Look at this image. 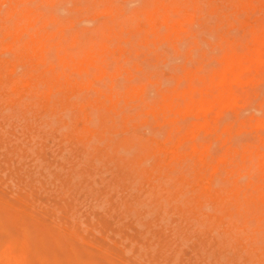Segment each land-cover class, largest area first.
Listing matches in <instances>:
<instances>
[{
    "label": "rangeland",
    "instance_id": "374dc122",
    "mask_svg": "<svg viewBox=\"0 0 264 264\" xmlns=\"http://www.w3.org/2000/svg\"><path fill=\"white\" fill-rule=\"evenodd\" d=\"M8 1L7 0H0V13H1L0 16L2 18H5L4 19L6 21L5 23L8 24L9 26H11L14 22L13 19L17 20V19L21 18V16H23V14L26 12L27 13L26 15L33 18L32 22H33V25L34 24L35 25L33 26L32 29H34V30L38 29L37 30L38 31V37L44 41V42L42 41L44 44V49L42 51L43 55L42 56L40 55V58L33 57L31 50H29V52H24L25 54L24 53L20 54V58H19V56L16 57L15 54L13 52H10L11 50L9 51L5 45L10 39H12L14 34H12L9 29L7 30V28H5V29L3 28L2 29L3 32L0 31V50H1L0 51V58L2 60H4L5 58H12L13 57V59L19 64L18 65L14 61L15 63H13V65L14 64H17V65L16 66L14 65L15 67L12 66V69H8V68H10V66L6 68L5 65L0 64V77H1L0 84L3 83L2 85H0V105H1V107H0V129H2V130H0V198H1V200H0V205H1L0 206V230L3 228V225H6V226H7V224L9 225V223H7L9 220L4 219L5 218L4 215L6 213L5 210L9 211V214H10L9 216H11V217L13 216L12 218L10 217V219H11L10 222H12V224H15V222H17L15 226L13 225V227H12V224H10L11 225V226L9 225L11 227L10 229L6 227L7 228V229L5 228L6 231L4 228L1 230V231L4 230V233L0 234L1 235L0 238L1 239L3 238V240L0 239V249L2 250L0 253V260L3 261L2 263L0 261V263L6 264L7 260H5V258H3V257H7L6 259L9 258V260H10V262H8L7 264H10V263L13 264V262L16 264H19V262H17L18 261L17 259L24 260L23 257L21 259V256L25 255L24 258L27 259L26 264H27V262L29 263V261L31 264H41V263L42 264H54V261L56 262L55 264H57L58 262H59V264H126V263L127 264H209V263H211V264H251V263L256 264L254 262H257V264H259V263L264 264V244L261 243L262 238H264V237H262V236H264V230H263L262 226H260L262 229L259 228V226H257V221L255 220V218L253 216L245 215V214H238L236 212V208L233 205H231L229 202H227V200L224 199L223 200L224 203L220 204V205L223 204V206H220L219 202L216 203V201L213 199L214 197H218L219 199H221V197H225L229 192V185L230 184H225L226 182L223 180L224 178L221 177V176H224V171L220 170L221 173L219 172V173H217L218 175L217 174L216 175L214 174L215 176L213 175L214 180L213 179L211 180V182L213 184L211 182H210V184H202L203 183V177H202L201 173H203V172L198 173L197 170H194L195 169L194 168V161L191 158V156H193V155H192V151L188 145V144L192 143V140H194L198 145L200 143L202 145L204 144V146L208 148V151H207L208 154L207 155L211 156V157L209 156L210 157L209 159H211L210 161H214V159L216 158V157H213L214 154L216 156H218L220 153H223L224 150H226V149H234L233 147H237L239 150H241L245 145L247 147H254V146L259 145V143H260L259 138L264 136V128L257 125L255 123V120H257L258 116L263 115V113H264V101L262 102V99L264 98V92H263L264 91L263 90L264 89V77H263L264 73L262 74V77H260L261 80L260 79H259L260 81L257 80L258 84L255 82L256 83L255 85H254V83L251 85L247 84L246 86L244 84L239 85L240 86L239 90H245L249 86V90L254 92L253 94H256L257 97L254 95L255 96V98H254L253 94H250L252 92L249 93L252 96L249 97L248 95H246L247 97L244 98L245 100L240 101L238 104V105L243 104V102L246 104V100L248 99L247 104L249 103L248 106L249 105L250 106L247 107V105H246L244 107L245 108L244 109L243 106L245 104L242 105L243 110H241L242 108L241 109L238 108V107H240L238 105L224 106L222 108V110L224 112L221 110V113H226V114H221V116L219 115V117L216 120L218 122V123L216 122V128L217 129H212L214 131H212V130L211 131H208V130L202 131L201 130V132L198 134V136L196 138H193L190 133L186 132V128H185L186 126L185 125L190 124V122L192 120H194V118L197 119L198 114L193 113V112H187V113H182V115L177 114L178 117H176V115H175V120L178 121V123H176V127L181 126L183 124V121H184V125H182L180 128V130L183 128L181 130L182 133L179 130V132H180V134H179V136H180L179 137L180 138L179 147L180 148L179 149L182 148L180 151L181 157L177 156L174 158V159L178 158L177 160H174L172 157H170L169 153H164L163 151H156V150L154 151V147H153V145L156 144V143H153L156 141V139H161V140L163 139V138H161L164 136L162 132L163 131L165 132L166 128H168L170 126V124H168L166 122L167 125H164V127H161V126H163L162 124L165 123V120L160 118V120L157 122L151 116V113H149L148 115L146 114V116H145V114L144 115L142 114L143 116L138 115L139 110H140V105H139L140 100L135 98V97L133 100H131V99L125 100V97L123 95L124 86H125V83L127 82V75H129V77L131 79L130 82L133 84L145 83L146 87L144 89V94L146 96V99L148 101L152 102V101H154V99L157 98L156 97L157 96L156 87L159 86V84L161 85L162 88H166V87L173 85L175 83V79H176L175 76L177 74L182 75V72L184 71L185 68L196 67V65H198V59L204 57L202 59V63L205 62L206 64H208V65L204 64L206 67L208 66L207 68L211 67L212 64H213L212 66L216 65L217 60H216V58H214L212 56H214L215 54H217L221 50L220 49L221 47L218 44L216 45V42L218 41V39L220 37L223 39L232 40L233 45H236V44L240 45V46L236 45L237 46L236 49H239V50L242 49L246 45L245 43L249 40L250 29L251 28L258 29L259 26L264 27V0H257V2L252 0L254 3L251 0H244V3H239V5L235 2H233L232 0H203L205 3H203L202 0H200L199 5H196V6H194L192 3H190L189 5H187L185 7V9H182V12H190L191 14L193 13L192 15L194 17V22H196V23L189 22V19L184 20L185 23H183V25L188 28L187 29L188 31L182 36V40L177 41V45L179 44L177 46L178 49H175L172 46V44H170L164 38H160V39L155 38V40L157 42V43H155V41L153 40V37H150L149 34H148V36L150 38L146 37L140 41H137L135 39L136 34L134 36V34H132V30H130L131 26L125 25L122 30L119 29L120 32L122 33V36L119 38V40H116L115 38L107 40V42L109 44L107 46L108 48L105 47V48H102V50H101V48L99 49V47L97 45L94 46L95 48L93 50V55L96 57H99V58L101 56H103V57L105 56V59L103 61V69L104 70L100 73H96V75H91V81H92L93 86L88 87V86H84L82 83L81 84L75 83L74 86L60 87V86H58V84L56 85V84L51 83L50 86H48L45 83L43 85H41V82H38V85H39L38 89L41 90V91L37 90V92H39L38 93L39 95L35 92H34V95H33V92L30 93L27 90L28 87L26 85L24 86V84L23 85L20 84L21 85V88H20L21 92H19V89L14 90L15 88H13L9 84L10 78H14L18 72H19L18 73L19 75L22 73V76H26V77L28 75H30V73L33 72L31 77L30 76L28 77V79L30 78V80L33 82L34 80H36V78H37L36 75L40 72V70L42 71L45 68H49V69H53V70L59 69L61 66L59 63L58 56L56 54V52L59 51L60 55L65 53L64 54L65 58L67 59L68 63L70 64V67L65 66L68 70L70 69V76L72 78L80 79L81 78L80 74H79V72H77L74 69V66H76V64L79 63L78 58H77V54L84 44V40H85L86 35L87 34H95V31L91 30L92 25H94L95 23H98V22L105 21V19L109 20L113 16L115 18L126 17L127 15L131 14V12H134V10H137V9H138V11L142 10L143 7L147 8V9H154L155 7L157 8V7H159V5H162V4L165 6L166 5L167 6L172 5L174 1L173 0H160L159 2H155V0H141V2H140V0H137V1L134 0L132 3V0H131V2L130 1L127 2L128 0H125L126 1V3H125L124 0H116V1H114V0H54V1L53 0H51V1L50 0H48V1L43 0L44 4H43V2H41V0H20V2L18 0H8ZM12 1L13 2L15 1L14 4H16L17 6H14ZM22 1H23V3H21ZM29 1H30V4H29ZM55 2H57V3H55ZM121 2H123L125 4L123 5V3H121ZM189 2L190 1H188V3ZM201 2H202V4H201ZM31 3H33V4L31 5ZM49 3H50V7H51V5H53L51 8L49 7ZM54 3H55V5H54ZM100 3H102V6ZM181 3H184V2L181 1ZM222 3H223V5H222ZM18 4L19 5L22 4V5L19 6ZM45 4H47L48 7H46ZM11 5H13L15 7L14 9H16V11H19L20 8H23V7H24V9H23L22 13L19 14V16L17 15V12H16L15 15H12L13 16L12 18H9V16H11L9 14V12H10L9 10L11 8L10 7ZM23 5H25V6L27 5V6L25 7ZM29 5H30V7H29ZM224 5H226V8ZM229 5H230V7H227ZM44 6L46 7L47 10L44 9L45 8ZM95 6L96 7L98 6V7L95 8ZM245 6L248 8V10H247V8H245V10H244ZM260 6L262 8H260ZM40 7L41 8L44 7L43 8L44 13H42L43 9H40ZM106 7H108V8H106ZM242 7H243V9H241ZM255 7L260 8V10L256 9ZM17 8H18V10H17ZM95 9H96V11H94ZM27 11H29V12H27ZM89 11H91V12H89ZM201 11H204V12H201ZM239 11H240V16H239ZM249 11H251V12L253 11V13H255V14L251 13V16L249 17V15H250ZM37 12H39V14H37ZM260 12H261V14H260ZM2 13H3V15H2ZM90 13H92V14H90ZM172 13H173V15H176L175 12H172ZM33 14H34V16H33ZM40 14H42V15L45 14V16H43L44 18ZM51 14H53L52 15L53 17L51 16ZM203 14H205V15L202 16ZM208 14H210V15H208ZM212 14H214V18L212 16ZM107 15H109V17ZM229 15L232 16V18ZM24 16H25V14H24ZM50 16H51V18H50ZM199 16H201V17H199ZM209 16L212 17L214 22H212V20L210 19L211 17L209 18ZM259 16H260L259 19L261 20V22H260V20L256 19ZM253 17H255V18H253ZM2 18H1L0 22L3 21ZM6 18H8V19H6ZM37 18H39L40 20L42 19L43 22H41V21L37 22V20H38ZM57 18H58V21H57ZM99 18H101V19H99ZM44 19H45V21H44ZM60 19H62V20H60ZM195 19H196V21H195ZM207 19H209V20H207ZM233 19L237 20V24H236V21H234ZM144 20H145L144 15L141 14V16L137 20V21H139L137 23V27H140V28L145 27V26L147 27ZM21 21H22V23L24 22V20H21ZM208 21H210V22H208ZM47 22H49V24ZM91 23H93V24H91ZM72 25L74 27H72ZM161 25H159L160 29L162 28L161 30H164L165 25L164 24H163L164 26L163 25L161 26ZM68 26H70V27H68ZM233 27L236 31H237V29L238 30L240 29V30L238 32H236L233 29H231ZM23 28L24 29L21 30L22 32L20 31L21 32L20 34H21V36H23V34L26 32L24 37H22V39L23 38L26 39L28 36V31H34V30L31 29V26H26V25ZM51 28H53V29H51ZM49 29H51V30H49ZM72 29H74V30H72ZM211 29L213 30V33H212ZM230 29L232 30V33H230L231 32ZM23 30H25L24 33H23ZM205 30H207L208 34H205ZM262 30H264V28ZM44 31H45V33H43ZM227 31H229V32H227ZM222 32L224 35L222 34ZM56 33H59L58 36L56 35ZM62 33L64 34V36ZM68 33L70 34V36ZM238 33L241 34V36L240 35L236 36V34H238ZM39 34H41V35H39ZM225 34H227V35H225ZM150 35H151V33H150ZM52 36H54V37H52ZM129 36L132 40L133 39L135 40L134 43H132L131 40H129V41L126 40V39H128ZM210 36H211V38H208ZM45 37L46 38L48 37L47 39H49V41L48 40L45 41V39H46ZM59 37L60 38L62 37V38L58 39ZM240 37H241V39H240ZM151 38H152V40H151ZM198 38L199 39L201 38L203 41H201V39L198 41ZM212 38L214 40H212ZM68 39H69V42H68ZM96 39L98 40L99 37L96 36ZM163 39L166 42H164ZM5 40H7V42H5ZM56 40H59L60 42L56 41ZM47 41L52 42L53 44H49V43H47ZM152 41H154V42H152ZM56 42H58L57 45H55ZM3 43H5V44H3ZM155 44H156V46H155ZM158 44H159V46H158ZM196 44H197V46H196ZM200 44H201L202 49L199 47ZM213 44H215V45H213ZM212 45L215 47H220V48H215ZM204 46L206 47V49L204 48ZM1 48H3V49H1ZM105 49H106V51H105ZM179 49H181V50L179 51ZM188 49H191L194 52L191 50H190V52H187ZM208 50L210 51L209 54L207 53ZM215 51H216V53H215ZM98 52H100V53H98ZM192 52L196 55H199V56L192 54ZM203 53H205L206 55L204 56ZM14 56L16 57V59ZM18 59H22V60H19L20 61L19 62ZM207 59H208V61H207L208 63L206 62ZM210 59H212L213 61L215 60V61L213 62ZM179 60H181V61H179ZM186 62H190V65H189V63H187V65H186ZM211 62H213V63H211ZM36 63H38V64H36ZM20 64L21 65L23 64V67ZM183 64H184V66H183ZM6 69H8V70H6ZM28 70L29 71L32 70V71H30V73H29ZM8 71L11 73H9ZM14 72L16 74H14ZM263 72H264V70H263ZM34 76H35V78H34ZM6 78L9 80H7ZM4 80H6V81H4ZM45 85H46V87H45ZM109 85H112V89H109ZM41 87H43V88H41ZM44 88H46V89H44ZM97 88H101L102 90H100V91L95 90ZM251 88H252V90H251ZM255 88H256V90H255ZM24 90H25V92H24ZM58 90H60V91H58ZM249 90L247 88L248 92H249ZM44 91L47 92L48 95L47 94H45L46 96L43 95ZM61 91H63V92H61ZM41 92H43V94H41ZM26 93H27V95H25ZM49 93L52 95H50ZM110 93H112V94L117 93L116 96L115 95L113 96L114 101H116V106L115 105L111 106V104H110V100L108 98ZM6 94H8V95H6ZM15 94H16V96H15ZM28 94L30 96H28ZM62 94H64V96H66V95L67 96L63 97ZM258 94H259V96H258ZM36 95L40 96V98L41 97H43V98L41 100H39ZM41 95H43V96H41ZM1 96H3V97H1ZM7 96L10 98L8 99ZM20 96H21V98H20ZM26 96L31 97V98L29 100H27L28 98H26ZM61 96H62V98H61ZM4 97H6L7 99ZM35 97H37V99ZM252 97L254 98L253 100H252ZM18 98H20L19 103L21 106L18 103V101H19ZM25 98L27 100V103L23 104V100L26 102ZM44 98H49V100L44 99ZM50 98H52V99H50ZM68 98H70V99H68ZM1 99H3L4 101ZM33 99L37 100L36 101L37 104H35V106H33L35 109H37V107L40 106L38 104V101H39V103L42 104L41 107L38 108L39 110L41 108V110L43 111L44 108H46V110L43 111V112H45L44 114H42L43 112L41 110L39 111L38 109H37V111L35 110L36 113L34 110H33L34 112L32 111L31 103L32 104L35 103V102H33ZM62 99H64V100L62 101ZM249 99H251L252 102L251 101L248 102ZM50 100H51V102H50ZM57 100H58V103L56 104ZM65 101H66V103L64 104ZM15 102L17 104H15ZM259 102H260V105H259ZM68 103L70 106L68 105ZM13 104H14V106H13ZM27 105L28 106L31 105L30 110L32 111V113H31V111H28L29 107ZM5 106H8L7 107L8 109ZM9 106H11V107H9ZM15 107H17V109ZM56 107H58V110L59 111L61 110V111L59 112L56 109ZM98 107H99V109H98ZM236 107L238 109H236ZM246 107H247V109H246ZM261 107L263 109H261ZM9 108L11 109V111L9 110ZM62 108L63 109L66 108V110L68 112L66 110L65 111L67 113L65 111H62ZM257 108H259V109H257ZM70 109H71V111H70ZM239 109H240V111H239ZM6 110H8V112ZM25 110L27 112H30L31 114L29 115V113H28V115H29L28 116L26 113H24V112H26ZM37 112H39V113L37 114ZM79 112H81L82 114ZM83 112H84V114L86 112L88 114V117L86 116V118H85V116L83 115ZM234 112H236V113H234ZM94 113H95V115H94ZM189 113H191V115ZM36 114L39 115L40 117L37 116ZM52 114L53 115L55 114L54 117L52 116ZM233 114L234 115L239 114L240 116L238 115L239 116V118H238V116H236V115L234 116ZM32 115H33V117H31ZM47 115L49 116V118ZM241 115H242V118H241ZM8 116L11 119H7L8 120L7 121L6 118H8ZM36 116L39 119L36 120ZM51 116L55 119V121ZM101 116L103 117V119ZM114 116H116V117H114ZM117 116L119 117L118 120H116L118 118ZM227 116H228L229 120L226 119V121H228V123L231 120V118L233 119V121H230V124H228V123L225 124L224 122H226V121L222 120V118H224V117L227 118ZM136 117L138 119V122L136 120ZM143 117H145V118L143 119ZM180 117H181V119H180ZM236 117H237V119H236ZM148 118H150V119H148ZM141 119H143V120H141ZM245 119H247V120H245ZM86 120H88V122ZM3 121H5V122H3ZM123 121H125V122H123ZM145 121H147L146 124L147 125L149 124V127L147 125H146V127L143 126V124L145 125ZM179 121H180V123H179ZM234 121L237 123L238 122H241V123L244 122V123L242 124V127H241V124L239 125L237 123H236L237 124V126H236L234 124L235 123ZM82 122L84 124H82ZM88 123H89V126H88ZM245 123L247 126L245 125ZM1 124H2V127L4 129L1 128ZM40 124H43V125L41 126ZM48 124H49V126H48ZM65 124H67V125L65 126ZM117 124H119V125L116 126ZM159 124H160V126H159ZM223 124H224V128L222 130ZM62 125H64V126H62ZM60 126H62L63 129H61ZM87 126L89 127V129L86 128ZM233 126L235 129V130L233 129L234 130L233 133H235L236 131H238L240 129L238 132H236L237 138L234 137L235 134L232 135ZM250 126L252 129L250 128L251 130L249 132L248 127H250ZM133 127H134V129H133ZM229 127H232V128H229ZM237 127H240V128H237ZM6 128H7V131H6ZM162 128H163V130H161ZM218 129L221 131L219 132ZM124 130L127 131L128 133H125ZM142 130H143V132H142ZM183 130H184V132H183ZM244 130H245V132H244ZM91 131H94V132L91 133ZM204 131L207 133L205 134ZM222 131L226 132V134L222 133ZM36 132L39 135H35ZM59 132H60V134H59ZM114 132H115V135H114ZM123 132H124V134H123ZM132 132H134V133H132ZM213 132H215V133L212 134ZM227 132H230V133L228 134ZM32 133H33V135H32ZM209 133H211V135ZM239 133L244 135L243 139H241V134H239ZM245 133L247 134V136L245 135ZM249 133L251 134V136L254 134L253 135L254 138L251 137ZM153 134H154V136H153ZM215 134H217V135H215ZM223 134H225V135L222 136ZM158 135L160 136V138L155 137ZM213 135H215V136H213ZM238 135L240 136L239 139H238V137H239ZM37 136H38V138H36ZM39 136L41 137V139H39L40 138ZM92 136L94 138H96L97 140L93 139ZM115 136H116V138H115ZM184 136H185V138H184ZM201 136L202 137L204 136V139ZM249 136L251 137L250 140H249ZM143 137L146 139H144ZM229 137L234 142L236 140H239V142L241 144L238 143V141H236L234 143L233 141L230 140ZM244 137L248 138L247 139L248 141L245 140ZM135 138H137V139H135ZM90 139H93L96 142L93 140H90ZM101 139H103V140L105 139V140L102 141ZM108 140L111 142H109ZM210 140H212V141L209 142ZM224 140H226V143L224 142ZM229 140L231 142H229ZM39 141H41V142H39ZM151 141H152V143H151ZM52 142H53V144H52ZM99 142H102V143L99 145ZM182 142H183V144H182ZM232 142L234 143L235 146L233 145ZM215 143H216V145H215ZM78 144H80V146ZM110 144H111V147H110ZM222 144H223V148H220V147H222ZM85 145H86V147L88 145V147L85 148ZM146 145L148 146V149H147ZM120 146L123 149L125 148L124 150L122 149L123 150V152L121 151L122 153L120 152V150H121ZM209 146H211V147H209ZM216 146H218L219 148ZM31 147H32V149H31ZM64 147H66V148H64ZM90 147H92V148H90ZM131 147L133 148V150ZM100 148H101V150H100ZM117 149H119V150H117ZM135 149H137V150H135ZM212 149H215V150H212ZM218 149H220V151L216 152V150H218ZM116 150H117V152H116ZM139 150H140V152H139ZM210 151H214V152H212L213 155H211ZM85 152H86V155L84 154ZM150 152L152 155L150 154ZM159 152H160V155L162 154L161 156H159ZM127 154H128V156H127ZM163 154H166V155H164V157H163ZM239 156L240 155L237 154L235 157H233V158H235V159L232 158L234 162L232 164L229 163V166L235 167V161L236 160L240 161V158H237ZM206 157H207V160H209L208 156H206ZM61 158H62V160H61ZM145 158H148V159L145 160ZM161 158H163V159H161ZM184 158H186V159H184ZM160 159L162 161H164V160L165 161L162 162ZM182 159L184 161H186V160H188V161L191 160V161L190 162L187 161L186 162V163H188V165H187ZM39 160H41V162H39ZM157 160H160L161 162L157 161ZM95 161H97V162L99 161V164L97 162H96L97 163L96 164ZM170 161L172 162L171 164L169 163ZM144 162H146V165L144 164ZM52 164H54L53 167L51 166ZM169 164L172 165L171 166L172 168L170 166H168ZM176 164H180V165H176ZM60 165H61V167H60ZM158 165H159V167H157ZM114 166L116 167V169ZM155 166L157 168H159L160 170L156 171L157 169L154 168ZM161 166H162V168L164 167L163 170H162ZM176 166H178L179 168L177 167V169H176ZM55 167H57L58 169L57 168L55 169ZM168 168H170L169 169L170 172L168 171ZM196 168L199 169L198 167H196ZM131 169H133V170L131 171ZM151 169H152V171H151ZM182 169H184V170H182ZM173 170L175 172V175L173 173ZM177 170H179L178 171L179 173L177 172ZM159 171H161L160 173L162 175H158ZM243 171L245 172V170H243ZM1 172H3V173H1ZM106 172H108V173H106ZM190 172H191V174H190L191 177L189 176L190 177L189 178L187 175ZM192 172H194V173H192ZM166 173L167 174L169 173V174L167 175ZM96 174H97V176H93ZM139 174H140V176H138ZM172 175H174V177H172ZM183 175H184V178L182 177ZM236 175L238 176V174H236ZM255 176H257V175H254V177ZM99 177H100V179H99ZM150 177H151V179L148 180V178H150ZM155 177H158V178L153 179ZM169 177L170 178L172 177L173 179L171 178L172 179L171 180ZM187 177L190 180L187 179ZM136 178L138 181L137 183H136V181H134V180H136ZM185 178H186V180H184ZM197 178H198V180H197ZM245 178H247V177L242 176L240 181L245 180ZM55 179H56V181H55ZM130 179H131V181H130ZM139 179H140V181H143V182L141 183L139 181ZM179 179H181L182 182L178 183ZM126 180H128V181H126ZM155 180L156 181L158 180V184H156ZM92 181H94L95 183ZM115 181H116V183H115ZM167 181H169V182H167ZM164 182H166V183L164 184ZM199 183H200V185H199ZM218 183H220V184L218 185ZM145 184H146V186H145ZM175 185H176V187H175ZM183 185H186V186H183ZM217 185L219 187L221 186L220 189L217 187ZM240 185L244 186L245 184H240ZM17 186H19V187H17ZM222 186H224V187H222ZM227 186H228V188H227ZM186 187H187V189L190 190V192H189V190H188V192H186L187 191ZM194 187H196L197 190H195ZM207 187H208V189H207ZM210 187H212L214 189L210 190ZM133 188L136 189V191ZM192 188L194 190V193H193V190H191ZM198 188H200V189H198ZM221 189H222V191H221ZM180 190H182V191H180ZM203 190H206V191L203 192ZM213 190H215L214 192L216 194L213 192ZM252 190L253 191H250V192L254 193V189H252ZM217 191L221 192V193H218ZM224 191H225V193H224ZM171 192L173 195L171 194ZM206 192L209 193V195H211V194H213V195L215 194V195H214V197H213V195H211L210 196L211 198H208L209 195H207ZM226 192H227V194H226ZM106 193H109V194H106ZM9 194L10 195L13 194V195L10 196ZM191 194H193L194 196H192ZM205 195L207 197L206 201H205L206 198L202 197ZM162 197H163V199L164 198L166 199V201L168 202V204L167 203L166 204L168 206L165 204V200H163ZM119 198H120V200H119ZM160 198H161V200H160ZM196 198H198V200ZM178 199L183 201L184 204H183V202L178 201ZM22 200H23V203H22ZM213 200L215 201L214 203H216V204L213 203ZM37 201H39V202L37 203ZM136 201H137V203H136ZM201 201L203 204L201 203ZM93 202L95 205L93 204ZM139 203H141V204H139ZM142 203L144 204L143 206H141ZM150 203H152V204H150ZM189 203H191V205ZM209 203H210V205H209ZM120 204H121V206H120ZM145 204L148 205V208H147V205H145ZM198 204H201V206L204 207L205 210L201 206H199ZM6 205L9 206V208H7ZM14 205L16 207H14ZM44 205H46V207ZM152 205L156 206V209H155V207L153 208ZM165 205L167 206V208H164ZM211 205H214V206H211ZM3 206H5V208H4L3 213L1 215ZM51 206H53V207H51ZM175 206H176V208H175ZM17 207H20V210ZM54 207L57 210H55ZM92 207H93V209H92ZM215 207H218L220 209V211L218 208H215ZM33 208H34V210H33ZM193 208H196L195 211ZM229 208H230V210H229ZM58 209H60V210H58ZM162 209H163V211L167 210V211H165L167 215L165 214V212H163V214L166 215L165 216L166 218L163 217L164 220L162 218L160 219V216L162 214ZM130 210L131 211L133 210V211L130 212ZM20 211H22V212H20ZM56 211H58V212H56ZM60 211H61V213H60ZM78 211H79V213H78ZM80 211H81V213H80ZM152 211H154V213ZM169 211L172 214V215H170L171 217L170 216L168 217V215L170 214ZM42 212H44L43 213L44 215L42 214ZM148 212H150V213H148ZM176 212L178 214H180L181 216H183L182 221L178 220V219H182V217L180 216L181 217L180 218L178 216V214L176 215ZM185 212H187L186 215L184 214ZM201 212L203 215L200 214ZM145 213H146L147 217H145ZM204 213H206V214H204ZM142 214L144 217L142 216ZM157 214H160V215H157ZM15 215L16 216L19 215L17 219H15ZM150 215H152V216H150ZM173 215H175L174 219H173ZM232 215L235 216L236 218H234ZM1 216L3 217L2 220H1ZM5 216L7 218H9V216H7V214ZM177 216L179 218H177ZM190 216H191L192 220H196L198 223L196 221H192L193 224H191ZM199 216H201V219L199 218ZM228 216H230V217H228ZM19 217L24 218L23 219L24 222ZM188 218H189V221H188ZM231 218H232V221H229V220H231ZM53 219H55V220H53ZM58 219H59V221H58ZM136 219H137V221H135ZM159 219L162 221L158 222ZM218 219H219V221H218ZM3 220L6 222V224H5V222H3ZM174 220L176 221V223H177V220L179 221L177 225H175L176 223ZM20 221H22V223H20ZM53 221H56V223L54 225L52 224ZM73 221H74V223H73ZM156 221L158 223H156ZM167 221H170V222H167ZM151 222H152V224H151ZM58 223H60L61 225ZM171 223H173V224H171ZM206 223H207V225H206ZM210 223L211 224L213 223L212 225L215 227H213ZM230 223H231V225H230ZM1 224H3V225H1ZM21 224L25 225V226H21ZM64 224H67V225H64ZM149 224L151 225V227ZM169 224H170V226H169ZM244 224H245V227H243ZM247 224H248V226H247ZM172 225L175 226L174 227L175 229L172 227ZM229 225L232 228L230 227V229H229L228 228ZM240 225H242V226H240ZM252 225L255 226V228ZM57 226L58 227L60 226V227L58 228ZM192 226H195V227H192ZM41 227L43 230L41 229ZM55 227H57V228H55ZM71 227H73V228H71ZM176 227H179V230ZM182 227L183 228L185 227V228L183 229ZM198 227H199V229H198ZM204 227H205V229H204ZM239 227H241V228H239ZM44 228H45V231H44ZM247 228H250L251 231L249 229L247 231ZM252 228H254V229L257 228L256 230H259V231H257L258 234L255 230V232H256L255 234L259 235V237H261V238L258 237L256 240L257 236L254 234V230H252ZM47 229H48V231H47ZM59 229L62 233L59 231ZM201 229L203 232L201 231ZM241 229L245 230L246 233H245V231L243 232V230L241 232ZM7 230H10V231H7ZM29 230H31V231H29ZM181 230H183V231H181ZM205 230L207 231L206 234L204 233ZM218 230L221 231L222 234L221 233L219 234ZM261 230H263V231H261ZM24 231H25V235L27 236L26 238H28V239H26L25 235H23ZM209 231L211 232V234H214V235H211ZM21 232H23V234ZM27 232H28V234H27ZM30 232H31V235L35 234L36 236L35 235L34 236L29 235ZM147 232H149V233H147ZM187 232H189L190 235ZM234 232H235V234H234ZM251 232L254 234V240L253 239L249 240L250 241V243H249V242H247L248 239H251V237L253 238V236L250 237V235H249V234L253 235ZM259 233H261L262 235H260ZM9 234H11V238H10ZM15 235H16V237H18L20 239V241L24 242L22 244L25 246L19 244V245L23 246V248H24V249H22L23 251H25V247H26L25 252L21 251V252H23V255H21L22 253L19 251V250H21V248L17 249L18 246L17 247L15 246L17 244V242H15V240H14ZM40 235L44 236L43 239L46 241V243H45V241H43V239L41 240V242H38L39 241L38 237H40ZM58 235H59V237H62V238H59ZM239 235H241V236H239ZM46 236H48L47 238L50 239L49 240L50 242L47 241L48 239L46 238ZM223 236H226V237H223ZM243 236H246L247 238L243 237ZM34 237H35V239H37V241L35 240V242L41 244L40 245V247H42L41 249H40V247H38L39 245H36L37 246L36 248L34 247L35 246L33 244L34 243L33 242ZM212 237H214V238L212 239ZM63 238H65V239H63ZM72 238L75 240H72ZM225 238L226 239L228 238V239L226 240ZM243 238H244V240H243ZM6 239H8V240H6ZM29 239H31L32 241L31 240L29 241ZM61 239L65 240V241L62 242ZM185 240L187 241V243H185L186 242ZM228 240L231 242L229 243ZM255 240H256V242H255ZM234 241H235V243H234ZM240 241H242V243ZM14 242H15V244H13ZM31 242H33V243H31ZM76 242L78 243V246L75 244ZM132 242H133V244H132ZM244 242H246V244ZM258 242L261 243V246H262L261 249H260L261 246L259 245L260 243L254 244V243H258ZM262 242H264V241L262 240ZM3 243H6L4 245L8 246V249L6 246H5L6 248H3V245H1ZM18 243H20V242L18 241ZM46 244H48V246H50L51 244L54 245L53 247L55 249L53 247H51L52 245L50 246L53 249V252H52V249L50 247L49 248L51 250L49 248H47L48 251L50 250L48 255H50L51 257L50 256L48 257V255L46 254L48 251H47V249H44L47 247ZM217 244H219V246H217ZM12 245H14V247ZM29 245H30V247H29L30 250L28 248ZM32 245H34V246H32ZM225 245H227V246L229 245L228 246L229 249ZM246 245H248V246H246ZM21 246H19V247H21ZM81 246H82V248H81ZM212 246H213V248H212ZM31 247H32V249H31ZM200 247L204 250V252H202L203 250ZM220 247H221L222 251L224 249V251L222 253L220 252V250H221ZM243 247H244L245 252L243 251V249L241 250V248H243ZM245 247H246V249H245ZM33 248L35 250L37 249L36 250L37 252H38V249H39V251L41 250L42 255H41V252H38V253L35 252L34 253ZM258 248L260 250H257ZM14 249L15 250L17 249L18 251L16 250L15 253H17L21 256H19V257L17 256L16 258H15V256L12 257V254H13L12 250H14ZM200 249L202 251H199ZM5 250L6 251L8 250V254H5L6 252H4L5 256H2L3 255L2 253ZM56 250H58V251H56ZM59 250L61 253L59 252ZM238 250L240 251V253L241 252L244 253V254L241 253L243 256H241V254H240L238 257V254H239ZM43 252L45 253L46 256L44 255ZM56 252L58 253L59 259L56 256V254H57ZM166 252H168V253H166ZM208 252L209 253L211 252L212 254L210 253V255H208L209 254ZM236 252L238 254H235ZM30 253H31V255L32 254L33 255L31 256ZM245 253L246 254L248 253V254L246 255ZM9 254H10V256H7ZM34 254H36V255H34ZM28 255H30V256H28ZM39 255H41L40 258H38ZM43 255H44V257H43ZM108 255H113L112 260H111V257ZM183 255H185V256H183ZM186 255H187V257H186ZM201 255H202V257H201ZM254 256L255 257L257 256V258H255ZM11 257H12V261H11ZM34 258L37 260H34ZM51 258H52V260L54 258L56 260L54 259L53 262L52 261L50 262ZM221 258H223V259L221 260ZM14 259H16L17 261ZM172 259H174L175 261H173ZM248 259H249V261H248ZM261 260H263V261H261ZM167 261L170 263H168ZM4 262H6V263H4ZM20 264H25V261H20Z\"/></svg>",
    "mask_w": 264,
    "mask_h": 264
},
{
    "label": "bare ground",
    "instance_id": "6f19581e",
    "mask_svg": "<svg viewBox=\"0 0 264 264\" xmlns=\"http://www.w3.org/2000/svg\"><path fill=\"white\" fill-rule=\"evenodd\" d=\"M8 1V0H7ZM19 2H20V0H18ZM48 1V0H47ZM51 1V0H50ZM54 1V0H53ZM114 1H116V0H114ZM125 1V0H124ZM131 2V0H128L127 2ZM133 1L134 0H132V3H133ZM137 1V0H136ZM160 0H155V2H159ZM174 2H173V4L172 5H159V7H155L154 9H147V8H145V7H143V9L142 10H139L138 11V9L137 10H134V12H131V14H129V15H127L126 17H123V18H115L114 16L113 17H111L109 20H106L105 19V21H102V22H98V23H95L94 25H92V27H91V30H94L95 31V34H87L86 35V37H85V40H84V44H83V46H82V48L80 49V51L78 52V54H77V58H78V61H79V63L78 64H76V66H74V69L77 71V72H79V74H80V79H76V78H72L71 76H70V69L68 70L65 66H68V67H70V64L68 63V61H67V59L65 58V53L64 54H61L60 55V53H59V51H57L56 52V54H57V56H58V59H59V63H60V68L59 69H49V68H45V69H43L42 71L40 70V72L36 75V80H34L33 82L30 80V78L28 79V77L30 76L31 77V75H32V73H30V71H32V70H28V72L30 73V75H28L27 77L26 76H22V73L19 75L18 73V75L14 72V74H16V76L14 77V78H10V80L9 79H7V80H9V84L13 87V88H15L14 90H18L19 89V92H21L20 91V88H21V85L20 84H24V86L26 85L27 87H28V91L31 93V92H33V95H34V92L35 93H39V92H37V90H40V89H38V82H41V85H43L44 83L45 84H47L48 86H50V84L52 83V84H58V86H60V87H63V86H65V87H68V86H74V84L76 83V84H83L84 86H88V87H91V86H93V84H92V81H91V75H96V73H100V72H102L104 69H103V61H104V59H105V56L103 57V56H101L100 58L99 57H96V56H94L93 55V50H94V46H98L99 47V49L101 48V50H102V48H105V47H107L109 44H108V42H107V40H110V39H113V38H115L116 40H119V38L122 36V33L120 32V30H122L123 28H124V26L125 25H129V26H131V29L130 30H132V34H134V36H135V34H136V40L137 41H140V40H142V39H144V38H150V37H153V40L155 41V43H157L156 42V40H155V38L156 39H160V38H164L166 41H168L170 44H172V46L175 48V49H178V45H177V41H180V40H182V36L188 31L187 29V27H185L184 25H183V23H185L184 22V20H187V19H189V22H194V17H193V13L191 14L190 12H182V9H185V7L187 6V5H189L190 3H192L194 6H196V5H199V2H200V0L198 1V0H173ZM181 1L182 2H184V3H181ZM188 1H190L189 3H188ZM233 2H235V3H237L238 5H239V3H244V0H232ZM252 1V0H251ZM254 1H256L257 2V0H254ZM9 2V1H8ZM13 2V1H12ZM15 2V1H14ZM14 2H13V5L14 6H17L16 4H14ZM28 2V1H27ZM32 2V1H31ZM41 2H43V0H41ZM83 2V1H82ZM119 2V1H118ZM140 2H141V0H140ZM202 2L203 3H205L203 0H202ZM202 2H201V4H202ZM253 2V1H252ZM11 3V2H10ZM21 3H23V1L21 2ZM55 3H57V2H55ZM55 3H54V5H55ZM110 3V2H109ZM121 3H123V2H121ZM125 3H126V1H125ZM125 3H123V5L125 4ZM162 3V2H161ZM247 3V2H246ZM254 3V2H253ZM29 4H30V1H29ZM33 3H31V5H32ZM42 4V3H41ZM40 4V5H41ZM43 4H44V2H43ZM42 4V5H43ZM92 4V3H91ZM101 4V6H102V3H100ZM13 5H11L10 7V12H9V14L11 15V16H9V18H12L13 16L12 15H15L16 14V12H17V15L19 16V14L20 13H22V11H23V9H24V7L23 8H20V10L19 11H16V9H14L15 7L13 6ZM19 5V4H18ZM20 5H22V4H20ZM19 5V6H20ZM46 5V7H48L47 6V4H45ZM97 5V4H96ZM99 5V4H98ZM122 5V6H123ZM134 5V4H133ZM132 5V6H133ZM138 5V4H137ZM152 5V4H151ZM205 5V4H204ZM222 5H223V3H222ZM263 5V4H262ZM23 6H25V5H23ZM27 6V5H26ZM25 6V7H26ZM53 5H51V7H52ZM225 6V8H226V5H224ZM223 6V7H224ZM244 6V5H243ZM29 7H30V5H29ZM33 7V6H32ZM42 7V6H41ZM40 7V9H43V8H41ZM46 7L44 8V9H46ZM49 7H50V3H49ZM50 7V8H51ZM55 7V6H54ZM98 7V6H97ZM96 6H95V8H97ZM125 7V6H124ZM227 7H230V5L229 6H227ZM240 7V6H239ZM258 7V6H257ZM28 8V7H27ZM34 8V7H33ZM38 8V7H37ZM106 8H108V7H106ZM116 8V7H115ZM123 8V7H122ZM131 8V7H130ZM190 8V7H189ZM245 8H247L246 6L244 7V10H245ZM256 8V7H255ZM260 8H262L261 6H260ZM260 8H256V9H259L260 10ZM36 9V8H35ZM39 9V8H38ZM44 9H43V11H42V13H44ZM163 9V10H162ZM195 9V8H194ZM241 9H243V7L241 8ZM240 9V10H241ZM251 9V8H250ZM17 10H18V8H17ZM47 10V9H46ZM53 10V9H52ZM75 10V9H74ZM125 10V9H124ZM171 12H170V11ZM196 10V9H195ZM247 10H248V8H247ZM32 11V10H31ZM49 11V10H48ZM82 11V10H81ZM94 11H96V9L94 10ZM120 11V10H119ZM133 11V10H132ZM198 11V10H197ZM242 11V10H241ZM27 12H29V11H27ZM75 12V11H74ZM84 12V11H83ZM89 12H91V11H89ZM93 12V11H92ZM172 12H175V14L176 15H173V13ZM201 12H204V11H201ZM262 12V11H261ZM261 12H260V14H261ZM49 13V12H48ZM55 13V12H54ZM69 13V12H68ZM88 13V12H87ZM95 13V12H94ZM97 13V12H96ZM99 13V12H98ZM129 13V12H128ZM238 13V12H237ZM249 13H250V15H249V17L251 16V13H253V11L251 12V11H249ZM263 13V12H262ZM1 14V13H0ZM24 14H25V16H24ZM23 14V16H21V18H19V19H17V20H15V19H13V24L11 25V26H9L8 24H6L5 22V18H2L1 16V18H2V22H0V31H2V29L4 28H7V30L9 29L10 30V32L12 33V34H14L13 35V37H12V39H8L9 41L7 42V40H5V42H7L6 44L5 43H3V44H5L6 45V47L8 48V50L10 51V52H13L14 54H15V56L17 57V56H19V58H20V54H23L24 52H29V50H31V52H32V55H33V57H35V58H40V55L42 56L43 55V49H44V44H43V40H41L39 37H38V29L36 30H34V29H32L33 28V26L35 25H33V22H32V17H30V16H28V15H26L27 13L25 12ZM37 14H39V12H37ZM85 14V13H84ZM90 14H92V13H90ZM105 14V13H104ZM141 14L142 15H144V21H145V23H146V25H147V27L145 26V27H142V28H140V27H137V23L139 22V21H137L138 20V18L141 16ZM253 14H255V13H253ZM2 15H3V13H2ZM8 15V14H7ZM42 17L43 16H45V14L44 15H42V14H40ZM53 14H51V16H52ZM77 15V14H76ZM100 15V14H99ZM140 15V16H139ZM195 15V14H194ZM205 14H203L202 16H204ZM208 15H210V14H208ZM231 15V14H230ZM229 15V16H230ZM6 16V15H5ZM33 16H34V14H33ZM51 16H50V18H51ZM108 17H109V15H107ZM212 16H213V18H214V14H212ZM223 16V15H222ZM238 16V15H237ZM239 16H240V11H239ZM244 16V15H243ZM7 17V16H6ZM41 17V18H42ZM53 17V16H52ZM197 17V16H196ZM199 17H201V16H199ZM211 16H209V18H210ZM231 18H232V16H230ZM1 18H0V20H1ZM36 18V17H35ZM44 18V17H43ZM55 18V17H54ZM253 18H255V17H253ZM252 18V19H253ZM260 18V16L258 17V18H256V19H258V20H260L259 19ZM6 19H8V18H6ZM38 20H37V22L38 21H41V22H43L42 21V19L40 20L39 18H37ZM46 19V18H45ZM45 19H44V21H45ZM99 19H101V18H99ZM160 19V20H159ZM211 20H212V22H214V20L212 19V17L210 18ZM236 19V18H235ZM235 19H233L234 21H236V24H237V20H235ZM21 20H24V22L22 23V21ZM60 20H62V19H60ZM159 20V21H158ZM207 20H209V19H207ZM210 20V21H211ZM48 21V20H47ZM52 21V20H51ZM57 21H58V18H57ZM195 21H196V19H195ZM210 21H208V22H210ZM159 22V23H158ZM207 22V21H206ZM259 22V21H258ZM260 22H261V20H260ZM40 23V22H39ZM46 23V22H45ZM48 24H49V22H47ZM73 23V22H72ZM71 23V24H72ZM75 23V22H74ZM194 23H196V22H194ZM224 23V22H223ZM254 23V22H253ZM252 23V24H253ZM91 24H93V23H91ZM165 25V29L164 30H161L160 29V27H159V25ZM188 24V23H187ZM193 24V23H192ZM199 24V23H198ZM251 24V25H252ZM257 24V23H256ZM263 24V23H262ZM31 26V29L32 30H34V31H28V36H27V38L26 39H22V37H24V35L26 34V32H25V30H23V36H21V30L22 29H24L23 27L24 26ZM62 25V24H61ZM74 25V24H73ZM72 25V27H74ZM143 25V24H142ZM161 25V26H162ZM163 25V26H164ZM254 25V24H253ZM71 26V25H70ZM70 26H68V27H70ZM76 26V25H75ZM37 27V26H36ZM260 27V26H259ZM258 27V29H256V28H251L250 29V36H249V40L245 43L246 45L242 48V49H236L237 48V46L236 45H239V44H236V45H233V41L232 40H227V39H223V38H219L218 39V41L216 42V45L218 44L220 47H215V46H213V45H215V44H213L212 46L213 47H215V48H220L221 50H220V52H218L217 54H215L214 56H212V57H214V58H216V60H217V64L216 65H214V66H212L211 65V67H209V68H207L204 64H206L205 62L204 63H202V59L204 58H200V59H198V65H196V67H194V68H185L184 69V71L182 72V75H176L175 76V83L173 84V85H171V86H169V87H166V88H162L161 87V85L159 84V86H157L156 87V91H157V98L156 99H154V101H152V102H150V101H148L147 99H146V96H145V94H144V89H145V87H146V85H145V83H137V84H133V83H131L130 82V77H129V75H127V82L125 83V86H124V91H123V95H124V97H125V100H133L134 99V97L135 98H137V99H139L140 100V103H139V105H140V110H139V113H138V115H141V116H143L144 114H145V116H146V114L148 115L149 113H151V116L158 122L159 120H160V118H162L163 120H165V123L164 124H162L163 126H161V127H164V125H167L166 124V122L168 123V124H170V126L168 127V128H166V131L164 132H162L163 133V137H161V138H163L162 140L161 139H156V141L155 142H153V143H156V144H154L153 145V147H154V151L156 150V151H163L164 153H169V155H170V157H172L173 159L175 158V157H177V156H179V157H181L180 155H181V149H179L180 147H179V145H180V136H179V134H180V132L182 133V129L180 130V128H181V126L182 125H184V121H183V124L181 125V126H177L176 127V123H178V121L177 120H175V115H176V117H178L177 116V114H181L182 115V113H187V112H193V113H197L198 115H197V119H195L194 118V120H192L191 122H190V124H187V125H185L186 127V132H188V133H190L191 134V136L193 137V138H196L197 136H198V134L201 132V130L203 131V130H208V131H211L212 129H217L216 128V120H217V118L219 117V115L221 116V114H226V113H221V110H222V108L224 107V106H227V105H238L239 104V102L240 101H244L245 99L244 98H246L247 96L246 95H248L249 97L250 96H252V95H250V94H253L254 92H252V91H250L249 90V86L247 87L248 88V90H249V92L247 91V88L245 89V90H239V85H241V84H244L245 86L247 85V84H253L254 83V85L257 83L258 84V81L257 80H259L260 79V77H262V74L264 73L263 72V68H264V30H262L264 27H260L259 28ZM26 28V27H25ZM35 28V27H34ZM39 28V27H38ZM83 28V27H82ZM81 28V29H82ZM207 28V27H206ZM12 29V30H11ZM40 29V28H39ZM51 29H53V28H51ZM51 29H49V30H51ZM120 29V30H119ZM210 29V28H209ZM219 29V28H218ZM231 29H233L234 31H236L235 29H234V27L233 28H231ZM230 29V33H232V30ZM260 29V30H259ZM71 30V29H70ZM72 30H74V29H72ZM190 30V29H189ZM240 30V29H239ZM238 29H237V31L236 32H238L239 31ZM21 31V32H20ZM40 31V30H39ZM47 31V30H46ZM211 31H212V33H213V30L211 29ZM242 31V30H241ZM240 31V32H241ZM3 32V31H2ZM57 32V31H56ZM75 32V31H74ZM77 32V31H76ZM227 32H229V31H227ZM239 32V33H240ZM43 33H45V31L43 32ZM150 33H151V35H150ZM229 33V34H230ZM236 34V36H238V35H240L241 36V34ZM42 34V33H41ZM41 34H39V35H41ZM58 34L59 33H56V35L58 36ZM63 34V33H62ZM69 34V33H68ZM131 34V35H132ZM148 34H149V36H148ZM205 34H208V32H207V30H205ZM210 34V33H209ZM222 34H223V32H222ZM234 34V33H233ZM45 35V34H44ZM47 35V34H46ZM130 35V36H131ZM224 35V34H223ZM225 35H227V34H225ZM249 35V34H248ZM56 36V37H57ZM61 36V35H60ZM63 36H64V34H63ZM69 36H70V34H69ZM96 36H98L99 37V39L97 40L96 39ZM130 36L128 37V39H126V40H131L132 41V43H134V39L132 40L131 38H130ZM212 36V35H211ZM211 36L210 37H208V38H211ZM235 36V35H234ZM49 37V36H48ZM47 37V38H48ZM52 37H54V36H52ZM55 37V38H56ZM66 37V36H65ZM215 37V36H214ZM44 38V37H43ZM46 38V37H45ZM45 39V41L46 40H48L49 41V39ZM62 38V37H61ZM60 37L58 38V39H61ZM54 39V38H53ZM65 39V38H64ZM163 39V40H164ZM201 39V38H200ZM199 38H198V41L200 40ZM216 39V38H215ZM234 39V38H233ZM240 39H241V37H240ZM151 40H152V38H151ZM162 40V41H163ZM164 40V42H166ZM211 40V39H210ZM212 40H214L213 38H212ZM43 41V42H42ZM47 41V43H49V44H53L52 42H48ZM56 41H59V40H56ZM71 41V40H70ZM149 41V40H148ZM154 41H152V42H154ZM201 41H203L202 39H201ZM200 41V42H201ZM205 41V40H204ZM60 42V41H59ZM68 42H69V39H68ZM83 42V41H82ZM161 42V41H160ZM159 42V43H160ZM199 42V43H200ZM64 43V42H63ZM162 43V42H161ZM188 43V42H187ZM207 43V42H206ZM58 44V42H56L55 43V45H57ZM70 44V43H69ZM149 44V43H148ZM163 44V43H162ZM65 45V44H64ZM155 46H156V44H155ZM158 46H159V44H158ZM181 46V45H180ZM189 46V45H188ZM196 46H197V44H196ZM240 46V45H239ZM80 47V46H79ZM184 47V46H183ZM199 47L201 48V44L199 45ZM203 47V46H202ZM211 47V46H210ZM108 48V47H107ZM106 48V49H107ZM204 48L206 49V47L204 46ZM214 48V49H215ZM240 48V47H239ZM1 49H3V48H1ZM53 49V48H52ZM97 49V48H96ZM106 49H105V51H106ZM184 49V48H183ZM202 49V48H201ZM209 49V48H208ZM213 49V50H214ZM58 50V49H57ZM181 49H179V51H180ZM190 50L191 49H188V51L187 52H190ZM199 50V49H198ZM210 50V49H209ZM208 50V54L210 53V51ZM1 51V50H0ZM98 51V50H97ZM122 51V50H121ZM191 51H193V50H191ZM3 52V51H2ZM194 52V51H193ZM192 52V54H194ZM214 52V51H213ZM212 52V53H213ZM98 53H100V52H98ZM215 53H216V51H215ZM25 54V53H24ZM125 54V53H124ZM185 54V53H184ZM187 54V53H186ZM190 54V53H189ZM214 54V53H213ZM179 55V54H178ZM191 55V54H190ZM189 55V56H190ZM194 55H196V54H194ZM203 55L205 56L206 54L205 53H203ZM6 56V55H5ZM11 56V55H10ZM14 56V57H15ZM196 56H199V55H196ZM2 57V56H1ZM8 57V56H7ZM16 57H15V59H16ZM26 57V56H25ZM28 57V56H27ZM180 57V56H179ZM188 57V56H187ZM211 57V58H212ZM3 58V57H2ZM1 59V58H0ZM206 59V58H205ZM213 59V58H212ZM212 59H210V60H212ZM19 60H22V59H18V61ZM15 60L13 59V57L12 58H5L4 60H0V64L1 65H5L6 66V68L7 67H9L10 66V68H8V69H12V66H16L17 64H14L13 65V63H15L14 62ZM27 61V60H26ZM179 61H181V60H179ZM190 61V60H189ZM208 61V59L206 60V62ZM213 61V60H212ZM215 61V60H214ZM213 61V62H214ZM20 62V61H19ZM213 62H211V63H213ZM187 63H189V65H190V62H186V65H187ZM208 63V62H207ZM25 64V63H24ZM36 64H38V63H36ZM197 64V63H196ZM215 64V63H214ZM19 65V64H18ZM21 65V64H20ZM28 65V64H27ZM206 65H208V64H206ZM14 66V67H15ZM22 67H23V64L21 65ZM183 66H184V64H183ZM182 66V67H183ZM13 67V68H14ZM30 67V66H29ZM8 69H6V70H8ZM30 69V68H29ZM94 71H93V70ZM23 70V69H22ZM11 71V70H10ZM14 71V70H13ZM9 72V71H8ZM7 72V73H8ZM27 72V73H28ZM9 73H11V72H9ZM8 73V74H9ZM26 73V72H25ZM28 73V74H29ZM35 73V72H34ZM181 73V72H180ZM264 75V74H263ZM12 76V75H11ZM10 76V77H11ZM264 77V76H263ZM34 78H35V76H34ZM0 79H1V77H0ZM198 79V80H197ZM261 80V79H260ZM259 80V81H260ZM4 81H6V80H4ZM3 81V82H4ZM256 82V83H255ZM3 83H1L0 85H2ZM261 84V83H260ZM6 86V85H5ZM20 86V87H19ZM23 87V86H22ZM44 87V86H43ZM43 87H41V88H43ZM45 87H46V85H45ZM55 87V86H54ZM8 88V87H7ZM6 88V89H7ZM44 89H46V88H44ZM56 89V88H55ZM109 89H112V85H109ZM9 90V89H8ZM54 90V89H53ZM95 90H97V91H100V90H102L101 88H97V89H95ZM251 90H252V88H251ZM255 90H256V88H255ZM264 90V89H263ZM23 91V90H22ZM41 91V90H40ZM48 91V90H47ZM58 91H60V90H58ZM24 92H25V90H24ZM61 92H63V91H61ZM248 92V93H247ZM250 92H252V93H250ZM256 92V91H255ZM264 92V91H263ZM262 92V93H263ZM10 93V92H9ZM250 93V94H249ZM258 93V92H257ZM20 94V93H19ZM41 94H43V92H41ZM45 94H47V92H45L44 91V94L43 95H45ZM50 94V93H49ZM55 94V93H54ZM53 94V95H54ZM60 94V93H59ZM6 95H8V94H6ZM25 95H27V93L25 94ZM24 95V96H25ZM39 95V94H38ZM43 95H41V96H43ZM48 95V94H47ZM50 95H52V94H50ZM56 95V94H55ZM54 95V96H55ZM63 95V97H66V96H64V94H62ZM116 96L117 95V93H110L109 94V96H108V98H109V100H110V104H111V106H116V101H114V99H113V96ZM256 96L257 97V95L256 94H253V96ZM4 96V95H3ZM3 96H1V97H3ZM11 96V95H10ZM15 96H16V94H15ZM28 96H30L29 94H28ZM37 96V95H36ZM46 96V95H45ZM44 96V97H45ZM255 96H254V98H255ZM258 96H259V94H258ZM8 97V96H7ZM33 97V96H32ZM38 97V99L39 100H41L43 97H41L40 98V96H37ZM37 97H35L36 99H37ZM48 97V96H47ZM4 98H6V97H4ZM10 97H8V99H9ZM20 98H21V96H20ZM20 98H18L19 99V101H18V103L20 102ZM26 98H28L27 100H29L31 97H27L26 96ZM26 98H25V100H26ZM61 98H62V96H61ZM253 97H252V100L254 99ZM7 99V98H6ZM34 100L33 99V102H35V103H31V105H27L28 107H29V110L28 111H31L30 110V108L32 109V111L34 110H36L37 111V109L39 108V107H41V103H39V101H38V104L40 105V106H38L37 107V109H35L33 106H35V104H37V100ZM44 99H48L49 100V98H44ZM50 99H52V98H50ZM66 99V98H65ZM68 99H70V98H68ZM259 99V98H258ZM264 99V98H263ZM262 99V102L264 101ZM1 100H3V99H1ZM27 100H26V102L23 100V104L24 103H27ZM59 100V99H58ZM58 100L56 101V104L58 103ZM64 99H62V101H63ZM248 100V99H247ZM247 100H246V104L243 102V104H240V105H238V106H240V107H238V108H242V105H244L243 106V108L247 105V107H249L248 106V104H247ZM252 100L251 99H249V101L248 102H252ZM4 101V100H3ZM72 101V100H71ZM256 101V100H255ZM17 102V101H16ZM15 102V104H17ZM29 102V101H28ZM43 102V101H42ZM45 102V101H44ZM47 102V101H46ZM50 102H51V100H50ZM49 102V103H50ZM69 102V101H68ZM74 102V101H73ZM72 102V103H73ZM261 102V103H262ZM6 103V102H5ZM4 103V104H5ZM48 103V104H49ZM61 103V102H60ZM66 103V101L64 102V104ZM255 103V102H254ZM45 104V103H44ZM11 105V104H10ZM19 105H20V103H19ZM50 105V104H49ZM48 105V106H49ZM63 105V104H62ZM67 105V104H66ZM65 105V106H66ZM68 105H69V103H68ZM259 105H260V102H259ZM13 106H14V104H13ZM21 106V105H20ZM31 106V107H30ZM70 106V105H69ZM263 106V105H262ZM0 107H1V105H0ZM6 108L8 107V106H5ZM9 107H11V106H9ZM27 107V108H28ZM72 107V106H71ZM70 107V108H71ZM232 107V106H231ZM247 107H246V109H247ZM255 107V106H254ZM16 109H17V107H15ZM34 108V109H33ZM237 107H236V109H238ZM243 108L241 109V110H243ZM8 109V108H7ZM23 109V108H22ZM51 109V108H50ZM53 109V108H52ZM56 109L58 110V107H56ZM55 109V110H56ZM69 109V108H68ZM80 109V108H79ZM98 109H99V107H98ZM226 109V108H225ZM233 109V108H232ZM240 109H239V111H240ZM245 109V108H244ZM257 109H259V108H257ZM261 109H263L262 107H261ZM9 110L11 111V109L9 108ZM39 110V109H38ZM40 110H41V108H40ZM39 110V111H40ZM46 110V108H44V110L43 111H45ZM66 110V108L65 109H63L62 108V111H65ZM82 110V109H81ZM230 110V109H229ZM7 112H8V110H6ZM26 111V110H25ZM32 111H31V113H32ZM33 111V112H34ZM36 111H35V113H36ZM42 111V110H41ZM42 111V112H43ZM51 111V110H50ZM59 111V110H58ZM61 111V110H60ZM59 111V112H60ZM67 111V110H66ZM65 111V112H66ZM70 111H71V109H70ZM223 111V110H222ZM231 111V110H230ZM238 111V112H239ZM246 111V110H245ZM244 111V112H245ZM263 111V110H262ZM4 112V111H3ZM18 112V111H17ZM41 112V113H42ZM64 112V113H65ZM68 112V111H67ZM66 112V113H67ZM110 112V111H109ZM224 112V111H223ZM19 113V112H18ZM23 113V112H22ZM24 113H26L27 115H28V113H29V115L31 114L30 112H24ZM39 112H37V114H38ZM40 113V114H41ZM45 112H43L42 114H44ZM65 113V114H66ZM79 113H81V112H79ZM232 113V112H231ZM234 113H236V112H234ZM240 113V112H239ZM16 114V113H15ZM14 114V115H15ZM36 114V115H37ZM82 114V113H81ZM143 114V115H142ZM190 115H191V113H189ZM255 114V113H254ZM28 115V116H29ZM55 115V114H54ZM54 115L52 114V116L54 117ZM83 115L85 116V118H86V116L88 117V114L85 112V114H84V112H83ZM94 115H95V113H94ZM228 115V114H227ZM230 115V114H229ZM234 115V114H233ZM236 115V114H235ZM234 115V116H235ZM239 114H237L236 116H238ZM257 115V114H256ZM37 116H39V115H37ZM37 116H36V120L37 119H39V118H37ZM48 116V115H47ZM51 116V117H52ZM119 116V115H118ZM117 116V117H118ZM189 116V115H188ZM226 116V115H225ZM240 116V115H239ZM239 116H238V118H239ZM247 116V115H246ZM12 117V116H11ZM31 117H33V115L31 116ZM40 117V116H39ZM52 117V118H53ZM63 117V116H62ZM69 117V116H68ZM97 117V116H96ZM102 117V116H101ZM114 117H116V116H114ZM131 117V116H130ZM149 117V116H148ZM245 117V116H244ZM251 117V116H250ZM257 117V116H256ZM48 118H49V116H48ZM51 118V119H52ZM66 118V117H65ZM70 118V117H69ZM98 118V117H97ZM145 117H143V119H144ZM152 118V119H153ZM184 118V117H183ZM241 118H242V115H241ZM7 119H11L9 116H8V118H6V120ZM54 119V118H53ZM67 119V118H66ZM102 119H103V117H102ZM119 119V117L116 119V120H118ZM129 119V118H128ZM143 119H141V120H143ZM148 119H150V118H148ZM180 119H181V117H180ZM179 119V120H180ZM190 119V118H189ZM226 119L227 120H229L228 119V116H227V118L226 117H224V118H222V120H225L226 121ZM236 119H237V117H236ZM17 120V119H16ZM23 120V119H22ZM80 120V119H79ZM115 120V121H116ZM133 120V119H132ZM136 120H137V122H138V119H137V117H136ZM184 120V119H183ZM221 120V121H222ZM244 120V119H243ZM245 120H247V119H245ZM8 121V120H7ZM34 121V120H33ZM54 121H55V119H54ZM70 121V120H69ZM72 121V120H71ZM87 122H88V120H86ZM148 121V120H147ZM147 121H145V125L143 124V126H145L146 127V122ZM177 121V122H176ZM186 121V120H185ZM230 121H233V119L231 118V120ZM230 121H229V123H228V121H226V122H224L225 124H230ZM236 121V120H235ZM234 121V122H235ZM238 121V120H237ZM3 122H5V121H3ZM18 122V121H17ZM123 122H125V121H123ZM140 122V121H139ZM163 122V121H162ZM223 122V121H222ZM233 122V123H234ZM246 122V121H245ZM252 122V121H251ZM2 123V122H1ZM90 123V122H89ZM89 123H88V126H89ZM142 123V122H141ZM179 123H180V121H179ZM218 123V122H217ZM237 122H235L234 124L237 126V124H241V127H242V124L244 123V122H238L237 124H236ZM255 123L257 124V125H259V126H261V127H263L264 128V113H263V115H260V116H258L257 117V120H255ZM56 124V123H55ZM82 124H84L83 122H82ZM138 124V123H137ZM255 124V125H256ZM18 125V124H17ZM41 126L43 125V124H40ZM67 124H65V126H66ZM119 124H117L116 126H118ZM124 125V124H123ZM154 125V124H153ZM158 125V124H157ZM179 125V124H178ZM245 125H246V123H245ZM5 126V125H4ZM33 126V125H32ZM39 126V125H38ZM48 126H49V124H48ZM47 126V127H48ZM62 126H64V125H62ZM62 126H60V128L61 129H63V127ZM80 126V125H79ZM86 127L87 129H89V127ZM148 127H149V124L147 125ZM159 126H160V124H159ZM231 126V125H230ZM244 126V125H243ZM247 126V125H246ZM17 127V126H16ZM22 127V126H21ZM31 127V126H30ZM94 127V126H93ZM97 127V126H96ZM144 127V128H145ZM253 127V126H252ZM1 128H3L2 127V124H1ZM15 128V127H14ZM29 128V127H28ZM45 128V127H44ZM85 128V127H84ZM95 128V127H94ZM142 128V127H141ZM184 128V129H185ZM223 128H224V124H223V127H222V130H223ZM229 128H232V127H229ZM228 128V129H229ZM237 128H240V127H237ZM236 128V129H237ZM249 128V132H250V130L252 129L251 128V126L250 127H248ZM251 128V129H250ZM256 128V127H255ZM4 129V128H3ZM67 129V128H66ZM65 129V130H66ZM129 129V128H128ZM133 129H134V127H133ZM146 129V128H145ZM227 129V130H228ZM234 129V126H233V128H232V130ZM242 129V128H241ZM254 129V128H253ZM0 130H2V129H0ZM141 130V129H140ZM151 130V129H150ZM157 130V129H156ZM155 130V131H156ZM159 130V129H158ZM161 130H163V128L161 129ZM177 130V131H176ZM179 130H180V132H179ZM219 130V129H218ZM226 130V131H227ZM231 130V129H230ZM235 130V129H234ZM234 130L232 131V135L233 134H235L234 135V137H236L237 138V134H236V132H238V131H236L235 133H233L234 132ZM248 130V129H247ZM256 130V129H255ZM254 130V131H255ZM6 131H7V128H6ZM58 131V130H57ZM96 131V130H95ZM105 131V130H104ZM117 131V130H116ZM121 131V130H120ZM154 131V132H155ZM204 131V132H205ZM212 131H214V130H212ZM221 130H219V132H220ZM257 131V130H256ZM21 132V131H20ZM92 132H94V131H91V133ZM118 132V131H117ZM124 132L125 133H128L127 131H125L124 130ZM124 132H123V134H124ZM142 132H143V130H142ZM146 132V131H145ZM183 132H184V130H183ZM242 132V131H241ZM244 132H245V130H244ZM259 132V131H258ZM257 132V133H258ZM9 133V132H8ZM105 133V132H104ZM121 133V132H120ZM132 133H134V132H132ZM147 133V132H146ZM151 133V132H150ZM149 133V134H150ZM161 133V134H162ZM207 132H205V134H206ZM215 132H213L212 134H214ZM222 133H225L226 134V132H223L222 131ZM228 134L230 133V132H227ZM253 133V132H252ZM35 134V133H34ZM59 134H60V132H59ZM210 135H211V133H209ZM218 134V133H217ZM217 134H215V135H217ZM225 134H223L222 136H224ZM239 134H241V133H239ZM250 134V133H249ZM32 135H33V133H32ZM35 135H39L37 132H36V134ZM105 135V134H104ZM114 135H115V132H114ZM142 135V134H141ZM157 135V134H156ZM186 135V134H185ZM202 135V134H201ZM215 135H213V136H215ZM245 135L247 136V134L245 133ZM254 135V134H253ZM253 135L251 136V134H250V136L251 137H253ZM256 135V134H255ZM3 136V135H2ZM80 136V135H79ZM82 136V135H81ZM153 136H154V134H153ZM187 136V135H186ZM205 136V135H204ZM204 136L202 137L203 139H204ZM221 136V137H222ZM239 136V135H238ZM243 136L244 135H242L241 134V139H243ZM249 136V140H250V137ZM34 137V136H33ZM40 137V136H39ZM83 137V136H82ZM81 137V138H82ZM93 137V136H92ZM155 137H159L160 138V136L158 135V136H155ZM207 137V136H206ZM233 137V136H232ZM233 137V138H234ZM36 138H38V136L36 137ZM46 138V137H45ZM105 138V137H104ZM115 138H116V136H115ZM142 138V137H141ZM140 138V139H141ZM144 138V137H143ZM183 138V137H182ZM184 138H185V136H184ZM214 138V137H213ZM228 138V137H227ZM230 138V137H229ZM235 138V139H236ZM240 138V136L238 137V139ZM245 138V137H244ZM254 138V137H253ZM39 139H41V137L39 138ZM47 139V138H46ZM45 139V140H46ZM54 139V138H53ZM67 139V138H66ZM69 139V138H68ZM93 139H96V138H94L93 137ZM93 139H90V140H93ZM134 139V138H133ZM135 139H137V138H135ZM144 139H146V138H144ZM190 139V138H189ZM188 139V140H189ZM220 139V138H219ZM224 139V138H223ZM248 138H245V140H247ZM256 139V138H255ZM260 139V143H259V145H257V146H254V147H247L246 145L241 149V150H239L237 147H233L234 149H226V150H224V152L223 153H220L218 156H216L215 154L213 155L212 154V152H214V151H210V153H211V155H213V157H216L215 159H214V161H210L211 159H209L211 156L210 155H207L208 153H207V151H208V148L207 147H205L204 146V144L202 145L201 143V145L199 144H197L194 140H192V143H190V144H188L189 145V147H190V149H191V151H192V155L193 156H191V158H192V160L194 161V170H197L198 171V173H201V172H203V173H201V175H202V177H203V183L202 184H210V182H211V180L213 179V175L215 174H217V173H219L220 172V170H223L224 171V176H221V177H223L224 179V181L226 182L225 184H230L229 185V192H228V194H227V192H226V196L225 197H221V199H219L218 197H214V195L216 194L214 191L215 190H213V192L215 193L214 195L213 194H211V195H213V199L216 201V203L217 202H219V205L221 204V203H224L223 202V200L225 199V200H227V202H229L231 205H233L235 208H236V212L238 213V214H245V215H251V216H253L254 218H255V220L257 221V226H259V228H261L260 226H262V228H263V230H264V136H262V137H260L259 138ZM18 140V139H17ZM97 140V139H96ZM102 141H104L103 139H101ZM111 140V139H110ZM187 140V141H188ZM201 140V139H200ZM207 140V139H206ZM214 140V139H213ZM227 140V139H226ZM226 140H224V142L226 143ZM230 140H231V138H230ZM229 140V142H231V141H233V140H231L230 141ZM244 140V141H245ZM67 141V140H66ZM93 141H95V140H93ZM109 141V140H108ZM191 141V140H190ZM199 141V140H198ZM204 141V140H203ZM212 140H210L209 142H211ZM217 141V140H216ZM215 141V142H216ZM223 141V140H222ZM236 141H238V143H240L239 142V140H236ZM235 141V142H236ZM242 141V140H241ZM248 141V140H247ZM246 141V142H247ZM254 141V140H253ZM8 142V141H7ZM39 142H41V141H39ZM38 142V143H39ZM85 142V141H84ZM89 142V141H88ZM96 142V141H95ZM94 142V143H95ZM109 142H111V141H109ZM221 142V141H220ZM234 142V141H233ZM232 142V143H233ZM234 142V143H235ZM243 142V141H242ZM65 143V142H64ZM73 143V142H72ZM102 142H99V145L101 144ZM151 143H152V141H151ZM204 143V142H203ZM224 143V144H225ZM231 143V144H232ZM234 143H233V145H234ZM52 144H53V142H52ZM89 144V143H88ZM182 144H183V142H182ZM181 144V145H182ZM207 144V143H206ZM230 144V143H229ZM241 144V143H240ZM255 144V143H254ZM56 145V144H55ZM79 146H80V144H78ZM77 145V146H78ZM187 145V146H188ZM215 145H216V143H215ZM58 146V145H57ZM128 146V145H127ZM183 146V145H182ZM227 146V145H226ZM225 146V147H226ZM235 146V145H234ZM87 147H88V145H87ZM86 147V145H85V148H87ZM105 147V146H104ZM110 147H111V144H110ZM146 147H147V149H148V146L146 145ZM209 147H211V146H209ZM216 147H218V146H216ZM229 147V146H228ZM5 148V147H4ZM50 148V147H49ZM64 148H66V147H64ZM90 148H92V147H90ZM102 148V147H101ZM101 148H100V150H101ZM120 148H121V146H120ZM132 148V147H131ZM213 148V147H212ZM215 148V147H214ZM219 148V147H218ZM220 148H223V144H222V147H220ZM231 148V147H230ZM31 149H32V147H31ZM40 149V148H39ZM113 149V148H112ZM123 148H121V150H120V152L122 151L123 152V150L125 149H123ZM130 149V148H129ZM140 149V148H139ZM184 149V148H183ZM210 149V148H209ZM47 150V149H46ZM117 150H119V149H117ZM117 150H116V152H117ZM132 150H133V148H132ZM135 150H137V149H135ZM141 150V149H140ZM140 150H139V152H140ZM187 150V149H186ZM189 150V149H188ZM212 150H215V149H212ZM33 151V150H32ZM35 151V150H34ZM51 151V150H50ZM113 151V150H112ZM217 151H220V149H218V150H216V152ZM107 152V151H106ZM121 152V153H122ZM125 152V151H124ZM233 154H232V153ZM34 153V152H33ZM69 153V152H68ZM148 153V152H147ZM158 153V152H157ZM162 153V152H161ZM85 155H86V152L84 153ZM118 154V153H117ZM149 154V153H148ZM150 154H151V152H150ZM218 154V153H217ZM240 155L239 157H237V158H240V161H235V167L234 166H229V163L230 164H232L234 161H233V159H235V158H233V157H235L236 155ZM54 155V154H53ZM132 155V154H131ZM152 155V154H151ZM150 155V156H151ZM162 155V154H161ZM160 155V152H159V156H161ZM164 155H166V154H163V157H164ZM59 156V155H58ZM57 156V157H58ZM105 156V155H104ZM111 156V155H110ZM127 156H128V154H127ZM126 156V157H127ZM206 156H208V159L209 160H207V157ZM210 156V157H209ZM37 157V156H36ZM52 157V156H51ZM112 157V156H111ZM145 157V156H144ZM152 157V156H151ZM64 158V157H63ZM115 158V157H114ZM233 158V159H232ZM146 159H148V158H145V160ZM152 159V158H151ZM161 159H163V158H161ZM160 159V160H161ZM169 159V158H168ZM167 159V160H168ZM178 159V158H177ZM177 159H174V160H177ZM184 159H186V158H184ZM232 159V160H231ZM61 160H62V158H61ZM60 160V161H61ZM74 160V159H73ZM97 160V159H96ZM160 160H157V161H160ZM183 160V159H182ZM181 160V161H182ZM248 160V161H247ZM13 161V160H12ZM56 161V160H55ZM100 161V160H99ZM99 161L97 162V161H95V163L97 162L98 164H99ZM112 161V160H111ZM143 161V160H142ZM162 161V160H161ZM160 161V162H161ZM165 161V160H164ZM164 161H162V162H164ZM184 161V160H183ZM188 160H186V161H184L185 163L187 162ZM191 161V160H190ZM190 161H188V162H190ZM192 161V162H193ZM39 162H41V160H39ZM65 162V161H64ZM63 162V163H64ZM159 162V163H160ZM167 162V161H166ZM7 163V162H6ZM74 163V162H73ZM78 163V162H77ZM96 163V164H97ZM110 163V162H109ZM130 163V162H129ZM156 163V162H155ZM158 163V164H159ZM168 163V162H167ZM170 164L172 163L171 161L169 162ZM55 164V163H54ZM54 164H52L51 166L53 167L54 166ZM80 164V163H79ZM140 164V163H139ZM144 164L146 165V162H144ZM150 164V163H149ZM148 164V165H149ZM168 165V166H172V165ZM174 164V163H173ZM187 165H188V163H186ZM155 165V164H154ZM175 165V164H174ZM176 165H180V164H176ZM185 165V164H184ZM186 165V166H187ZM190 166V165H189ZM192 166V165H191ZM14 167V166H13ZM60 167H61V165H60ZM115 167V166H114ZM157 167H159V165L157 166ZM156 166L154 167V168H156L157 170L156 171H158V170H160L159 168H157ZM177 167L178 166H176V169H177ZM196 167H198L199 169H197ZM57 167H55V169H56ZM75 168V167H74ZM103 168V167H102ZM153 168V169H154ZM161 168H162V166H161ZM164 168V167H163ZM163 168H162V170H163ZM172 168V167H171ZM179 168V167H178ZM58 169V168H57ZM63 169V168H62ZM115 169H116V167H115ZM138 169V168H137ZM145 169V168H144ZM169 169L170 168H168V171H169ZM175 169V168H174ZM181 169V168H180ZM179 169V170H180ZM19 170V169H18ZM133 169H131V171H132ZM143 170V169H142ZM179 170H177V172L179 171ZM182 170H184V169H182ZM203 170V171H202ZM243 170H245V172L243 171ZM6 171V170H5ZM44 171V170H43ZM75 171V170H74ZM130 171V170H129ZM151 171H152V169H151ZM167 171V170H166ZM176 171V170H175ZM190 171V170H189ZM4 172V171H3ZM3 172H1V173H3ZM144 172V171H143ZM154 172V171H153ZM161 171H159V174L158 175H162L161 173H160ZM170 172V171H169ZM187 172V171H186ZM105 173V172H104ZM106 173H108V172H106ZM145 173V172H144ZM173 173H174V175H175V172H174V170H173ZM179 173V172H178ZM192 173H194V172H192ZM196 173V172H195ZM221 173V172H220ZM15 174V173H14ZM71 174V173H70ZM98 174V173H97ZM97 174L96 175H93V176H97ZM135 174V173H134ZM154 174V173H153ZM167 174V173H166ZM169 174V173H168ZM167 174V175H168ZM172 174V173H171ZM191 172L187 175L188 177L190 176L191 177ZM236 174H238V176L236 175ZM52 175V174H51ZM79 175V174H78ZM89 175V174H88ZM87 175V176H88ZM174 175H172V177H174ZM194 175V174H193ZM214 175V176H215ZM218 175V174H217ZM254 175H257V176H255L254 177ZM42 176V175H41ZM86 176V177H87ZM133 176V175H132ZM138 176H140V174L138 175ZM197 176V175H196ZM244 177V176H246L247 178H245V180H242V181H240V179H241V177ZM92 177V176H91ZM152 177V176H151ZM151 177L150 178H148V180L149 179H151ZM171 177V178H172ZM183 178H184V175L182 176ZM187 177V179H189ZM14 178V177H13ZM27 178V177H26ZM90 178V177H89ZM107 178V177H106ZM128 178V177H127ZM132 178V177H131ZM156 178H158V177H155V178H153V179H156ZM170 178V177H169ZM170 178V179H171ZM182 178V179H183ZM194 178V177H193ZM200 178V177H199ZM21 179V178H20ZM99 179H100V177H99ZM121 179V178H120ZM133 179V178H132ZM142 179V178H141ZM169 179V180H170ZM173 179V178H172ZM171 179V180H172ZM192 179V178H191ZM94 180V179H93ZM106 180V179H105ZM143 180V179H142ZM184 180H186V178L184 179ZM190 180V179H189ZM193 180V179H192ZM191 180V181H192ZM195 180V179H194ZM197 180H198V178H197ZM214 180V179H213ZM10 181V180H9ZM20 181V180H19ZM55 181H56V179H55ZM95 181V180H94ZM94 181H92V182H94ZM102 181V180H101ZM126 181H128V180H126ZM130 181H131V179H130ZM134 181H136V183L138 182L137 181V178H136V180H134ZM139 181H140V179H139ZM156 181V180H155ZM160 181V180H159ZM179 182L178 183H180V182H182V180L181 179H179L178 180ZM11 182V181H10ZM50 182V181H49ZM141 183L143 182V181H140ZM167 182H169V181H167ZM195 182V181H194ZM25 183V182H24ZM85 183V182H84ZM83 183V184H84ZM95 183V182H94ZM115 183H116V181H115ZM132 183V182H131ZM134 183V182H133ZM135 183V184H136ZM166 182H164V184H165ZM177 183V182H176ZM212 183V182H211ZM28 184V183H27ZM78 184V183H77ZM76 184V185H77ZM156 184H158V180L156 181ZM168 184V183H167ZM166 184V185H167ZM186 184V183H185ZM190 184V183H189ZM188 184V185H189ZM213 184V183H212ZM220 183H218V185H219ZM240 184H245L244 186H242V185H240ZM112 185V184H111ZM133 185V184H132ZM131 185V186H132ZM187 185V186H188ZM199 185H200V183H199ZM217 185V187L220 189V187ZM4 186V185H3ZM15 186V185H14ZM145 186H146V184H145ZM183 186H186V185H183ZM182 186V187H183ZM202 186V185H201ZM205 186V185H204ZM207 186V185H206ZM216 186V185H215ZM17 187H19V186H17ZM113 187V186H112ZM175 187H176V185H175ZM181 187V188H182ZM216 187V188H217ZM222 187H224V186H222ZM226 187V186H225ZM14 188V187H13ZM151 188V187H150ZM185 188V187H184ZM195 188V190H197V188L196 187H194ZM201 188V187H200ZM200 188H198V189H200ZM227 188H228V186H227ZM9 189V188H8ZM134 189V188H133ZM166 189V188H165ZM168 189V188H167ZM186 189H187V187H186ZM207 189H208V187H207ZM211 189H214V188H212V187H210V190ZM252 189H254V193H252V192H250V191H253ZM110 190V189H109ZM135 191H136V189H134ZM146 190V189H145ZM170 190V189H169ZM188 190L189 189H187V191L186 192H188ZM191 190H193V188L191 189ZM209 190V191H210ZM224 190V189H223ZM226 190V189H225ZM149 191V190H148ZM180 191H182V190H180ZM185 191V190H184ZM204 191H206V190H203V192ZM221 191H222V189H221ZM157 192V191H156ZM167 192V191H166ZM185 192V193H186ZM189 192H190V190H189ZM200 192V191H199ZM218 192V191H217ZM30 193V192H29ZM168 193V192H167ZM183 193V192H182ZM181 193V194H182ZM193 193H194V190H193ZM196 193V192H195ZM202 193V192H201ZM218 193H221V192H218ZM224 193H225V191H224ZM11 194V193H10ZM9 194V195H10ZM32 194V193H31ZM43 194V193H42ZM106 194H109V193H106ZM143 194V193H142ZM171 194H172V192H171ZM179 194V193H178ZM180 194V195H181ZM205 194V193H204ZM206 194L207 195H209V193H207L206 192ZM13 195V194H12ZM12 195H10V196H12ZM65 195V194H64ZM67 195V194H66ZM105 195V194H104ZM132 195V194H131ZM173 195V194H172ZM171 195V196H172ZM179 195V196H180ZM190 195V194H189ZM192 196H194L193 194H191ZM197 195V194H196ZM202 195V194H201ZM211 195H209V197L208 198H211L210 196ZM223 195V194H222ZM26 196V195H25ZM59 196V195H58ZM106 196V195H105ZM127 196V195H126ZM151 196V195H150ZM178 196V195H177ZM187 196V195H186ZM27 197V196H26ZM107 197V196H106ZM175 197V196H174ZM181 197V196H180ZM201 197V196H200ZM203 198L205 197L206 199H205V201L207 200V197H206V195L205 196H202ZM220 197V196H219ZM188 198V197H187ZM228 198V199H227ZM23 199V198H22ZM107 199V198H106ZM151 199V198H150ZM155 199V198H154ZM162 199H163V197H162ZM170 199V198H169ZM180 199V198H179ZM178 199V201H181V200H179ZM182 199V198H181ZM197 200H198V198H196ZM202 199V198H201ZM219 199V200H218ZM0 200H1V198H0ZM104 200V199H103ZM119 200H120V198H119ZM146 200V199H145ZM160 200H161V198H160ZM163 200H165V204L167 203L168 204V202L166 201V199L164 198ZM172 200V199H171ZM185 200V199H184ZM209 200V199H208ZM213 200V203L215 202ZM134 201V200H133ZM150 201V200H149ZM173 201V200H172ZM2 202V201H1ZM39 201H37V203H38ZM42 202V201H41ZM44 202V201H43ZM104 202V201H103ZM129 202V201H128ZM144 202V201H143ZM181 202H183V201H181ZM226 202V201H225ZM3 203V202H2ZM22 203H23V200H22ZM108 203V202H107ZM136 203H137V201H136ZM153 203V202H152ZM152 203H150V204H152ZM178 203V202H177ZM201 203H202V201H201ZM208 203V202H207ZM216 203H214V204H216ZM12 204V203H11ZM91 204V203H90ZM93 204H94V202H93ZM92 204V205H93ZM139 204H141V203H139ZM163 204V203H162ZM166 204V205H167ZM182 204V203H181ZM183 204H184V202H183ZM190 205H191V203H189ZM197 204V203H196ZM203 204V203H202ZM212 204V203H211ZM33 205V204H32ZM66 205V204H65ZM95 205V204H94ZM144 204L142 203V205L141 206H143ZM145 205H147V204H145ZM158 205V204H157ZM165 205V207L164 208H167V206ZM194 205V204H193ZM199 206H201V204H198ZM209 205H210V203H209ZM1 206V205H0ZM7 206V205H6ZM41 206V205H40ZM45 207H46V205H44ZM120 206H121V204H120ZM135 206V205H134ZM133 206V207H134ZM138 206V205H137ZM140 206V205H139ZM153 206V205H152ZM164 206V205H163ZM184 206V205H183ZM197 206V205H196ZM211 206H214V205H211ZM220 206H223V204L222 205H220ZM14 207H16L15 205H14ZM32 207V206H31ZM51 207H53V206H51ZM66 207V206H65ZM83 207V206H82ZM95 207V206H94ZM145 207V206H144ZM155 207V209H156V206H153V208ZM174 207V206H173ZM185 207V206H184ZM194 207V206H193ZM202 207V206H201ZM226 207V206H225ZM229 207V206H228ZM4 208H5V206H3V208H2V212H1V215H2V213H3V210H4ZM7 208H9V206H7ZM19 210H20V207H17ZM27 208V207H26ZM38 208V207H37ZM121 208V207H120ZM147 208H148V205H147ZM163 208V209H164ZM175 208H176V206H175ZM174 208V209H175ZM203 209H204V207H202ZM215 208H218V207H215ZM14 209V208H13ZM54 209H55V207H54ZM92 209H93V207H92ZM99 209V208H98ZM136 209V208H135ZM163 209H162V214H161V216H160V219L162 218L163 219V217L164 218H166L165 216L167 215L166 214V212L165 211H167V210H164L163 211ZM192 209V208H191ZM194 209V211H195V209L196 208H193ZM219 209V208H218ZM217 209V210H218ZM33 210H34V208H33ZM41 210V209H40ZM47 210V209H46ZM52 210V209H51ZM55 210H57V209H55ZM58 210H60V209H58ZM134 210V209H133ZM132 210V211H133ZM205 210V209H204ZM228 210V209H227ZM229 210H230V208H229ZM228 210V211H229ZM232 210V209H231ZM8 210H5V215L7 214V216H9L10 214H9V211L7 212ZM49 211V210H48ZM131 210H130V212H132ZM159 211V210H158ZM157 211V212H158ZM171 211V210H170ZM169 211V215H168V217L170 216V215H172L171 214V212ZM219 211H220V209H219ZM226 211V210H225ZM20 212H22V211H20ZM56 212H58V211H56ZM89 212V211H88ZM87 212V213H88ZM153 213H154V211H152ZM151 212V213H152ZM163 212H165V214H163ZM182 212V211H181ZM206 212V211H205ZM209 212V211H208ZM233 212V211H232ZM44 212H42V214H43ZM60 213H61V211H60ZM78 213H79V211H78ZM80 213H81V211H80ZM141 213V212H140ZM148 213H150V212H148ZM147 213V214H148ZM160 213V212H159ZM180 213V212H179ZM207 213V212H206ZM206 213H204V214H206ZM221 213V212H220ZM228 213V212H227ZM226 213V214H227ZM230 213V212H229ZM57 214V213H56ZM59 214V213H58ZM63 214V213H62ZM178 213L176 212V215H177ZM185 215L187 214V212H185L184 213ZM200 214H202V212L200 213ZM215 214V213H214ZM233 214V213H232ZM4 215V219L5 220H9L7 223H9V225L10 224H12V222H10V217L11 216H9V218H7L6 216ZM20 215V214H19ZM19 215H15V219H17L18 218V216ZM44 215V214H43ZM52 215V214H51ZM75 215V214H74ZM135 215V214H134ZM133 215V216H134ZM157 215H160V214H157ZM163 215V216H162ZM197 215V214H196ZM203 215V214H202ZM225 215V214H224ZM229 215V214H228ZM79 216V215H78ZM92 216V215H91ZM142 216H143V214H142ZM150 216H152V215H150ZM174 216L175 215H173V219H174ZM178 216L180 217L181 215L180 214H178ZM177 216V218H179ZM231 216V215H230ZM230 216H228V217H230ZM233 216V215H232ZM244 216V215H243ZM13 217V216H12ZM11 217V218H12ZM139 217V216H138ZM144 217V216H143ZM145 217H147L146 216V213H145ZM171 217V216H170ZM182 217V219H178V220H180V221H182L183 220V216H181ZM180 217V218H181ZM188 217V216H187ZM198 217V216H197ZM234 218H236L235 216H233ZM20 218V217H19ZM70 218V217H69ZM83 218V217H82ZM176 218V219H177ZM199 218L201 219V216H199ZM3 219V217L1 216V220ZM20 219H22V221H23V219L24 218H20ZM51 219V218H50ZM72 219V218H71ZM96 219V218H95ZM159 219V221L158 222H161L162 220H160ZM187 219V218H186ZM190 221H191V224H193L192 223V221H196V220H192V218H191V216H190ZM212 219V218H211ZM225 219V218H224ZM223 219V220H224ZM53 220H55V219H53ZM73 220V219H72ZM71 220V221H72ZM164 220V219H163ZM170 220V219H169ZM172 220V219H171ZM177 220V223H176V221H175V225H177L178 224V221ZM203 220V219H202ZM228 220V219H227ZM19 221V220H18ZM22 221H20V223H22ZM58 221H59V219H58ZM92 221V220H91ZM135 221H137V219L135 220ZM188 221H189V218H188ZM218 221H219V219H218ZM217 221V222H218ZM229 221H232V218H231V220H229ZM238 221V220H237ZM3 222H5L4 220H3ZM14 222V221H13ZM24 222V221H23ZM50 222V221H49ZM54 222V223H53ZM52 222V224L54 225L55 223H56V221H53ZM98 222V221H97ZM157 221H156V223H158ZM167 222H170V221H167ZM197 222V221H196ZM204 222V221H203ZM16 223L17 222H15V224H12V227H13V225L15 226L16 225ZM19 223V224H20ZM65 223V222H64ZM73 223H74V221H73ZM198 223V222H197ZM202 223V222H201ZM208 223V222H207ZM207 223H206V225H207ZM5 224H6V222H5ZM24 224V223H23ZM51 224V225H52ZM58 224H60V223H58ZM85 224V223H84ZM140 224V223H139ZM151 224H152V222H151ZM171 224H173V223H171ZM185 224V223H184ZM188 224V223H187ZM190 224V223H189ZM211 224V223H210ZM213 224V223H212ZM211 224V225H212ZM226 224V223H225ZM1 225H3V224H1ZM8 224H7V226L6 225H3V228L5 229L6 227L7 228H11L10 226H9ZM18 225V224H17ZM52 225V226H53ZM57 225V224H56ZM61 225V224H60ZM64 225H67V224H64ZM150 225V224H149ZM159 225V224H158ZM180 225V224H179ZM178 225V226H179ZM230 225H231V223H230ZM229 225V229H230V226ZM9 226V227H8ZM21 226H25V225H22L21 224ZM169 226H170V224H169ZM196 226V225H195ZM195 226H192V227H195ZM199 226V225H198ZM213 226V225H212ZM225 226V225H224ZM240 226H242V225H240ZM247 226H248V224H247ZM253 226V225H252ZM58 227V226H57ZM57 227H55V228H57ZM60 227V226H59ZM58 227V228H59ZM150 227H151V225H150ZM172 227L174 228L175 226H173L172 225ZM213 227H215V226H213ZM226 227V226H225ZM243 227H245V224H244V226ZM251 227V226H250ZM254 228H255V226H253ZM2 228V229H3ZM6 228V229H7ZM46 228V227H45ZM45 228H44V231H45ZM62 228V227H61ZM60 228V229H61ZM71 228H73V227H71ZM172 228V229H173ZM176 228H178V230H179V227H176ZM183 228V227H182ZM185 228V227H184ZM183 228V229H184ZM187 228V227H186ZM190 228V227H189ZM201 228V227H200ZM203 228V227H202ZM220 228V227H219ZM227 228V229H228ZM232 228V227H231ZM239 228H241V227H239ZM254 228H252V230H254V234L257 232V231H259V230H256V229H254ZM261 228V229H262ZM1 229V230H2ZM6 229H5V231H6ZM41 229H42V227H41ZM60 229H59V231H60ZM63 229V228H62ZM61 229V230H62ZM148 229V228H147ZM151 229V228H150ZM175 229V228H174ZM198 229H199V227H198ZM204 229H205V227H204ZM203 229V230H204ZM207 229V228H206ZM226 229V228H225ZM228 229V230H229ZM236 229V228H235ZM234 229V230H235ZM248 229L251 231V229L250 228H247V231H248ZM0 230V231H1ZM12 230V229H11ZM14 230V229H13ZM43 230V229H42ZM64 230V229H63ZM149 230V229H148ZM208 230V229H207ZM242 230L243 229H241V232H242ZM255 230H256V232H255ZM263 230H261V231H263ZM7 231H10V230H7ZM19 231V230H18ZM29 231H31V230H29ZM47 231H48V229H47ZM173 231V230H172ZM181 231H183V230H181ZM190 231V230H189ZM199 231V230H198ZM201 231H202V229H201ZM211 231V230H210ZM209 231V232H210ZM245 230H243V232H244ZM61 232V231H60ZM203 232V231H202ZM206 230H205V234H206ZM218 232H219V234L221 233V231H219L218 230ZM233 232V231H232ZM239 232V231H238ZM2 233H4V230L3 231H1L0 232V234H2ZM22 234H23V232H21ZM47 233V232H46ZM62 233V232H61ZM147 233H149V232H147ZM146 233V234H147ZM188 234H189V232H187ZM226 233V232H225ZM245 233H246V231H245ZM250 233V232H249ZM252 233V232H251ZM27 234H28V232H27ZM33 234V233H32ZM210 234H211V232H210ZM222 234V233H221ZM234 234H235V232H234ZM233 234V235H234ZM243 234V233H242ZM253 234V233H252ZM254 234L253 235H251V234H249L250 235V237L251 236H253V238L251 237V239H248V241L247 242H249L250 243V241L249 240H254ZM257 234H258V232H257ZM260 235H262L261 233H259ZM23 235H25V231H24V234ZM29 235H31V232H30V234ZM28 235V236H29ZM35 234H33V235H31V236H34ZM60 235V234H59ZM59 235H58V237H59ZM66 235V234H65ZM187 235V234H186ZM190 235V234H189ZM211 235H214V234H211ZM227 235V234H226ZM245 235V234H244ZM256 235V234H255ZM1 236V235H0ZM9 236H10V238H11V234H9ZM8 236V237H9ZM30 236V237H31ZM36 236V235H35ZM67 236V235H66ZM70 236V235H69ZM222 236V235H221ZM239 236H241V235H239ZM257 237H256V240H257V238L259 237V235H256ZM7 237V236H6ZM27 236L25 235V238H26ZM42 237V238H41ZM43 237L44 236H42V235H40V237H38L39 238V241L38 242H41V240L43 239ZM48 236H46V238H47ZM68 237V236H67ZM223 237H226V236H223ZM222 237V238H223ZM243 237H246V236H243ZM262 237H264V236H262ZM59 238H62V237H59ZM74 238V237H73ZM72 238V240H75V239H73ZM211 238V237H210ZM214 237H212V239H213ZM247 238V237H246ZM259 238H261V237H259ZM1 239V238H0ZM26 239H28V238H26ZM48 239V238H47ZM63 239H65V238H63ZM63 239H61L62 240V242L63 241H65V240H63ZM67 239V238H66ZM191 239V238H190ZM226 239V238H225ZM228 239V238H227ZM226 239V240H227ZM242 239V238H241ZM1 240H3V238L1 239ZM6 240H8V239H6ZM15 242H17V244L15 245L16 247L18 246V248L17 249H20L21 248V250H19L20 252L21 251H23L22 249H24L23 248V246H25V245H23L22 243H24L23 241H20V239L18 238V237H16V235H15ZM31 239H29V241H30ZM35 240L37 241V239H35V237H34V239H33V242H31V243H33L34 245H32V246H34L35 248L37 247L36 245H39L38 247H40V243H36L35 242ZM50 239H48L47 241H49ZM59 240V239H58ZM60 240V241H61ZM216 240V239H215ZM231 240V239H230ZM243 240H244V238H243ZM246 240V239H245ZM256 240H255V242H256ZM262 240L264 241V238H262ZM262 240H261V243L262 244H264V242H262ZM10 241V240H9ZM18 241L20 242V243H18ZM32 241V240H31ZM43 241H45L44 239H43ZM150 241V240H149ZM182 241V240H181ZM186 241V240H185ZM233 241V240H232ZM259 241V240H258ZM15 242L13 243V244H15ZM50 242V241H49ZM217 242V241H216ZM228 242L230 243L231 241H229L228 240ZM241 243H242V241H240ZM239 242V243H240ZM254 242V241H253ZM36 243V244H35ZM45 243H46V241H45ZM67 243V242H66ZM185 243H187V241L185 242ZM202 243V242H201ZM234 243H235V241H234ZM238 243V242H237ZM240 243V244H241ZM245 244H246V242H244ZM260 242H258V243H254V244H259ZM261 243L259 244L260 246H261ZM4 244H6V243H3V244H1V245H3V248H6L7 247V249H8V246H6V245H4ZM8 244V243H7ZM19 244H21V245H23V246H21V245H19ZM27 244V243H26ZM50 244V243H49ZM77 246H78V243L76 242L75 243ZM132 244H133V242H132ZM193 244V243H192ZM52 245V244H51ZM50 245V246H51ZM66 245V244H65ZM70 245V244H69ZM150 245V244H149ZM187 245V244H186ZM198 245V244H197ZM202 245V244H201ZM249 245V244H248ZM248 245H246V246H248ZM253 245V244H252ZM6 246V247H5ZM13 247H14V245H12ZM19 246H21V247H19ZM27 246V245H26ZM43 246V245H42ZM46 248H44V249H47V248H49L50 246H48V244H46ZM54 245H52L51 247H53ZM132 246V245H131ZM141 246V245H140ZM217 246H219V244H217ZM225 246H227V245H225ZM229 246V245H228ZM227 246V248L229 249V247ZM30 247V245L28 246V248ZM50 247V248H51ZM70 247V246H69ZM199 247V246H198ZM197 247V248H198ZM259 247V246H258ZM42 247H40V249H41ZM49 248V249H50ZM54 248V247H53ZM81 248H82V246H81ZM201 248V247H200ZM212 248H213V246H212ZM225 248V247H224ZM256 248V247H255ZM262 248V246L260 247V249ZM13 249V248H12ZM16 249V250H17ZM31 249H32V247H31ZM52 249V248H51ZM50 249V250H51ZM55 249V248H54ZM202 249V248H201ZM199 250V251H202V250ZM220 249H221V247H220ZM232 249V248H231ZM243 249V251H244V247L243 248H241V250ZM245 249H246V247H245ZM259 248L257 249V250H260ZM15 249L14 250H12V257H14L15 256V258L18 256H21V255H23V252H25L26 251V247H25V251H23V252H21L22 254L21 255H19V254H17V253H15V251H16ZM29 250H30V248H29ZM33 250H34V253L35 252H37L34 248H33ZM50 250L48 251V249H47V255L49 254V252H50ZM101 250V249H100ZM181 250V249H180ZM196 250V249H195ZM208 250V249H207ZM227 250V249H226ZM225 250V251H226ZM240 250V249H239ZM238 250V251H239ZM1 249H0V253H1ZM18 251V250H17ZM56 251H58V250H56ZM72 251V250H71ZM223 251H224V249H223ZM222 251V249L220 250V252L222 253L223 252ZM232 251V250H231ZM248 251V250H247ZM262 251V250H261ZM4 252H6L5 254H8V250L6 251H3V255L2 256H5V254H4ZM32 252V251H31ZM38 252H41V250L39 251V249H38ZM37 252V253H38ZM52 252H53V249H52ZM59 252H60V250H59ZM202 252H204V250L202 251ZM201 252V253H202ZM245 252V251H244ZM10 253V252H9ZM36 253V254H37ZM44 253V252H43ZM57 253V252H56ZM61 253V252H60ZM166 253H168V252H166ZM209 253V252H208ZM211 253V252H210ZM210 253L208 254V255H210ZM239 253V254H238ZM236 252L235 254H238V257H239V255L242 253H240V251L239 252ZM17 254V255H16ZM36 254H34V255H36ZM160 254V253H159ZM170 254V253H169ZM212 254V253H211ZM242 254H244V253H242ZM241 254V256H243ZM246 254V253H245ZM248 254V253H247ZM246 254V255H247ZM260 254V253H259ZM30 255H31V253H30ZM30 255H28V256H30ZM33 255V254H32ZM31 255V256H32ZM41 255H42V252H41ZM41 255H39L38 256V258H40V256ZM44 255H45V253H44ZM44 255H43V257H44ZM74 255V254H73ZM72 255V256H73ZM77 255V254H76ZM188 255V254H187ZM187 255H186V257H187ZM263 255V254H262ZM7 256H10V254L9 255H7ZM25 256V255H24ZM24 256H21V259H22V257H23V259L24 260H20V259H14V260H16L17 262H19V264H20V261H25V264H26V260L27 259H25L24 258ZM46 256V255H45ZM50 255H48V257H49ZM56 256L58 257V253L56 254ZM61 256V255H60ZM108 256H110L111 257V260H112V258H113V255H108ZM183 256H185V255H183ZM204 256V255H203ZM214 256V255H213ZM220 256V255H219ZM12 257H11V261H12ZM36 257V256H35ZM51 257V256H50ZM53 257V256H52ZM55 257V256H54ZM201 257H202V255H201ZM221 257V256H220ZM248 257V256H247ZM253 257V256H252ZM255 257V256H254ZM3 258H5V260H7L6 262L8 263V262H10V260H9V258L8 259H6L7 257H3ZM46 258V257H45ZM78 258V257H77ZM136 258V257H135ZM204 258V257H203ZM208 258V257H207ZM211 258V257H210ZM242 258V257H241ZM255 258H257V256L255 257ZM2 259V258H1ZM55 259V258H54ZM54 259L52 260V258H51V260H50V262L52 261H54ZM58 259H59V257H58ZM79 259V258H78ZM127 259V258H126ZM215 259V258H214ZM223 258H221V260H222ZM230 259V258H229ZM9 260V261H8ZM31 260V259H30ZM34 260H37V259H35L34 258ZM56 260V259H55ZM61 260V259H60ZM140 260V259H139ZM173 261H175L174 259H172ZM239 260V259H238ZM241 260V259H240ZM1 261V260H0ZM29 261V260H28ZM63 261V260H62ZM123 261V260H122ZM172 261V262H173ZM216 261V260H215ZM214 261V262H215ZM248 261H249V259H248ZM257 261V260H256ZM261 261H263V260H261ZM3 261H1V263H2ZM6 262H4V263H6ZM113 262V261H112ZM129 262V261H128ZM168 262V261H167ZM183 262V261H182ZM213 262V261H212ZM254 262V261H253ZM0 263V264H1ZM6 263V264H7ZM41 263V262H40ZM56 262L54 261V264H55ZM62 263V262H61ZM168 263H170V262H168ZM254 263H256L257 264V262H254ZM259 263V262H258ZM11 264V263H10ZM13 264H16V263H14L13 262ZM27 264H31L30 263V261H29V263L27 262ZM42 264V263H41ZM57 264H59V262L57 263ZM127 264V263H126ZM209 264H211V263H209ZM252 264V263H251ZM260 264V263H259Z\"/></svg>",
    "mask_w": 264,
    "mask_h": 264
}]
</instances>
